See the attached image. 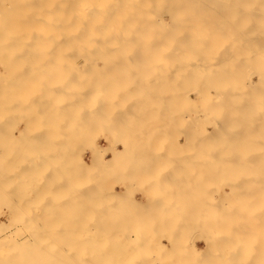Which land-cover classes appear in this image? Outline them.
<instances>
[{"label": "bare ground", "instance_id": "obj_1", "mask_svg": "<svg viewBox=\"0 0 264 264\" xmlns=\"http://www.w3.org/2000/svg\"><path fill=\"white\" fill-rule=\"evenodd\" d=\"M64 1H65V4H66V6L64 5L65 7L64 6L62 7V5L64 4L63 0H58V2H57V5L56 6H57V9H59V10H57V12H55V13L58 14L57 16L55 14H53V12H52V14L54 15V20H56V21L50 20V22L52 21V23L50 25L51 27L48 26L49 24H47L48 27H50V28H52L54 30L55 29L58 30V33L56 31H53V32H55V33L58 34V36H57V34H55L56 37H58L57 38L58 40H55V41L53 40L54 41L52 43L53 44V48H46V49L44 48L43 49V48H37V46H35L36 48H33L31 46V44H30L28 46V48H25V49L24 48H22V49L21 48H17L16 49L17 51L12 52V51L15 50L14 49V50H12L10 52V51H7V50H11L13 48H9L7 46L8 47L7 49L6 48L0 49V55H2V56H0L1 57L0 58V62L6 61L7 60L6 58L8 56H10L11 53L12 54L13 53H16L17 54L18 53V55H20V53H21L20 57L22 56L21 57L22 60H23V58H25V56L26 57L28 56L30 58V56H32V55H36L37 56V54H39L40 52L48 53L49 56L51 55L50 58L52 56H54V55L62 56L64 54H65V56L67 58L70 55V56H74V58L68 57V58H71L70 59L71 61H68L69 63L67 65L66 64L63 65L62 62H61L62 64H60V65H63V66H61V68H63L65 66L64 69H65V72H68V74H69L68 77H67V75L65 77H62L63 76V72H62V74L60 72L59 73V74H61V75H59V77H61L60 80L49 82V84H52L54 87L51 86L50 88L44 87L43 89L42 88L41 89L40 88L37 89L38 93H42V94H41V96L39 94H37V96L38 95L39 96L36 97V98H33V96H32L31 98H33L32 99L33 102L32 101L29 102V99L30 98H28V101H26L27 99L26 98H23L22 96H21L22 98L21 97H9V96H6V98L4 97L3 100L4 101L6 100L4 102V104H3V101L0 100L1 103L3 104V105H1V103H0V105H1L0 106L1 107L0 108V115L2 116L1 113L2 112H5L4 113V118H5L10 111L14 110L13 111V113H14L16 111V109H13V108L14 107L16 108V106L19 107L18 108L19 110L26 111L27 110V107L30 106V103L32 102V105L33 104L35 105V108H36V109L34 108L35 111L37 110V114L36 115L39 116V117H41V119L42 118H45V117L47 118V116H50V118H51V116L55 117L57 112H59L61 115H64L65 114L64 116H66V114H68V116H73L74 117L73 113L76 115L77 113H79V111H83L79 103L82 102L83 100L84 101H87L86 98H88L87 96H89L90 93H91V92L89 93V90L91 89V87H90V89H88L89 87L88 88L87 87L85 88V86H87V85H85L86 82L89 84L88 86L91 85L89 82H92V81H90L91 79L90 80L88 79L89 76L91 78V74L92 73L96 74L98 72V75L97 76L99 77V73L102 70L101 73H100L101 79L99 78L100 79L99 86H98V83H97L98 80L96 81L97 86L96 85H91V86L93 88L92 91H95L94 90V89H96L95 87H98L99 92L97 90V91H95V93L98 92L100 94V97H99L100 98L99 99L100 102H97L98 94H97V99L96 100H95V96H94V98L92 97L93 100H95L96 103H99V105L97 104V109H96V107L94 108V109H96L94 111L95 112V115H96V116H94V119H95V117H98V119L96 118L99 121V124L98 125H100V124L104 125L103 124V116H105V114L107 112V111L106 112H104V111H105V109L106 110L111 109L113 107V104H114V98L113 97H110L109 96L107 98L105 96L106 91H109L108 93L111 92V93H115V94H119V93H122V92L123 93H127V94L128 93H134V92L136 93V92H138V90H140V89L138 88V90H136V88L138 87V85L140 86V84H142V82L139 81V80L140 79L143 80L144 77L142 78V76L139 77V76H136L135 74L136 73L139 74V72L141 73V71H142L143 68H144L143 69V72H144L145 69L148 70L146 68L148 65H149L148 68L154 67L151 64V63H153L152 62L153 61L152 58H154V57H152V58L150 57L151 59H147L146 60V58L147 57L149 58V56H147V57L145 56L147 52H150V54H151V52H153L154 53V54L152 53L153 56L155 55V53H157V55L160 54V56L158 57L159 59H160V57L164 56V59L162 57L161 60H164V61L167 62V67H168L169 71L171 72V76L166 75L165 77H162V78H159L158 75L155 78L154 77H151V76H149V77L147 76V78L145 77V80H148V83L147 84H149V82H150L151 87H149V88L146 87L147 90L145 92L147 94H149V95H147V97L141 98V99H145L144 102H143V104H144L143 106H145V107L143 108V106H142L143 110L141 109V112L144 111V109H145L146 112H149L148 113V116L149 117L150 116H153V115H155L153 113V111L156 112V110L159 111V110H161V108L163 109V105H165L166 102L169 101V103H170V106L169 107H170V109L172 111L171 112L172 114L169 112L168 113L169 114L168 116L171 115L174 119L177 116H179V122H180V125H181V130H180V134H179L180 140L177 141V145H174L173 144L172 146H167V148L168 147L170 148V147L176 146V148H179V150H180L179 152L180 153L177 154V155H175V157L173 158V160H169L168 158H166L169 161L168 160H159L158 161V159H161L163 156H162V152H160L159 150L156 151L157 149L156 150H153L154 152H152V151L150 152L149 151V154H151V155L147 154V151H146L147 148H149V149L152 150V148L154 147V145H152L150 143H152L151 141H153V139L155 140V136H157V134L159 133L158 130L157 131L155 130V127L156 126H154V125H153L154 128L151 127V126H149L151 128H148V131H147L148 136H147V139H144V142H142V140L140 141V136H139V140H138L137 139L138 137L136 136V138H135L134 137V134H133V136H131V134H132L131 133L129 135V137H131L133 141H134V138H135V141L133 142L131 140V143L133 142L131 144L130 141L127 139L126 140L127 143L124 142V144L122 146H119V147H117V145H119V144L114 143V142H116V141L118 142V140H121L123 142V141H125V139H124L125 137L124 138L122 137L124 139V140H122L119 137L120 135L118 136V134L115 131H112V129H114V128L111 129V128L107 127V129H106V128H104L101 125L102 128L101 127L100 128L102 130L100 129L101 130L100 133H101V135L104 138L107 139V141H108L109 144L102 145L97 140L98 138L94 139L91 142V144H92V147H91L92 148V151L88 153V155H90V157H91L90 161H85L83 159V157L80 155V150H79V152H78V163L82 164L86 168H89V167L90 168L91 167H93V168L94 167H97V168L98 167L99 168L100 167L101 168H104L105 167L106 168V167H111L112 165L120 164V165H122L120 167V170L123 171V169H124V173H126L125 176H127V175L128 176H131L129 178V179H131V181H132V179H141V180L142 179H145V180L147 179L146 181H148L149 179H151V181L154 182L152 179H156V180L158 179L159 181L162 180L163 183L156 181V183L158 182V184H156L155 182L154 183L145 184L144 186H142L143 183L140 184V187L142 186V188L144 187V188L151 189V190L153 189L155 191V192H153L152 195L149 194V195H151L154 198L145 199L143 202L142 201H140V202L137 201L134 197L131 198L133 195L132 194H129L130 192L128 194L125 193L127 191L126 188L129 189L132 186L135 187L136 184H133L132 182H130V184H132V185H130L129 187L127 186L125 189H121V187H120L117 191L115 190L116 193L103 192L104 194L102 193L101 194V197H100L101 200L99 198L96 199L97 196L99 197V195L96 193V191L94 192L93 190H89V188H88L89 187V184L87 186L84 185L85 186L84 188L81 185L82 188H83V192H81L82 191L81 190L82 188L81 189L79 188L81 190L80 192L75 191V194H74L73 193L74 191L73 192L70 191L69 192L70 194H66L65 195V193H66L65 191H64L65 192L64 194L59 193V192L63 188L65 189V187H67L68 184L67 185H64V184H66L67 181H69V180H67V181L65 180L66 183L61 182V180H63L61 176H63V175H61L60 172H58V174L56 173V170H58L57 167H59V165H65L66 164V162H64L65 160H63L62 162H58L56 160H53V159L49 158V159H51L53 161L51 163V165H52L51 170H49V168H50L51 165L49 166L48 170L49 171H53L52 172L53 173V176H55V175L58 176V177L55 176L56 178L55 177H52L51 178L49 176V175L52 176L51 172L47 171L46 168L43 170L42 165H44V164H41V166H40V163L43 162V161H40L42 158L39 160L40 162H36V164H35L34 161H33V163H30L32 161L26 159L27 161H29L28 162L29 165H27L26 161L24 162L23 160H21L20 162H18L15 159V157L12 155L11 150H13V148H14V150L16 151V155H19L20 153L23 154V155H25V153H26L25 150H26L27 147L28 148H31L32 146H34L33 148L37 147V149L38 148L40 149V147L42 148V146H40V147H38V146H39V144H42L41 142H43V144H42L43 145V148L47 147V148H49V151L44 156L41 155V157H44V158L47 159L49 156L50 157L52 156V158L58 159L59 156L62 157V155H65V154L67 155L68 149H70L71 147L76 146V149L78 150L79 144H80V141H81L79 138L81 136V139L83 140V135H84L85 130H83V128L80 129L79 128L80 126L78 127V124L74 125L75 128H73V129L68 130L69 129L68 128L67 130H65V129L62 128L63 123L61 121L60 122V129H58V130L57 129L51 130V132H53L54 134L52 136H50V137H47L46 136V138H45V135L46 134L43 135L44 137L42 136V134H38V136H36V134H35L34 135L35 137H32L33 135L31 136V135H28L27 134L29 130L27 129V127H25V129H21L19 131L20 134H21V136L18 137V138H16L18 140H16L15 137H14V140L12 141V139L10 140V138L8 137V136H12V135H10V134H12V132L10 131V128H9L10 125L9 124H11L12 122H14V120L17 118V115L15 114L16 115V118L14 120H13V118H10V120L8 121V119L10 117V115H9V117L7 116L8 119L6 118L7 119L6 120V123L7 122H10V123L7 124L8 128L2 129V131L0 129V131H1L0 132L1 133L0 134V140L5 138L8 144L6 143V141H4V142H1L0 141V143H1L0 144V147H1V150H3V154H5V152H6L5 155L7 157L9 156L10 159L12 157L14 158L15 164H13V166L14 165L15 166L16 165L18 166V163H20L19 164L20 166H18L19 168H17V169H18V171H21V173H23L22 176L24 175L23 176L24 178L21 177V175H20L21 173L18 174V172H16L17 173V177L15 178V176L13 174H11L12 172L14 173V170H15V166L12 167V165H11L12 164L11 163L12 161L9 160L8 158H6V156L5 157H2L4 155L0 156V162H2V164L4 163L3 161L5 159H6V161L7 160L11 161L10 163L5 162L7 164L6 170L7 171L11 170L9 172L10 173V177H9V173L7 171H6V174H8V175H6L3 172H0V174H1L0 177H2V178H0V179H2V181L0 180V184L3 186L1 189L4 190V193H5V191L7 192V193H5V195L7 194L6 196L9 197V199L10 198H12V199L14 198L15 199V197H16V200L17 201L16 202L13 201L14 204L16 206H21V207H24V208L26 206L27 207L26 210L23 209V208L22 209L25 210L26 212H31V211H28V210H30V209H32V208L35 207V205L33 207L30 204V203L36 201V200H34L35 199L34 194H36V197L39 196V197H37L38 200H39V198H40V200H43V199L46 200V198L47 199L49 198L48 195H47V192L52 193V191H49L48 189H50V190L53 189V191H54V189L56 190V188L61 189L63 187L60 191H59V189H57L56 191H54V195H56V197L54 196L55 199H56L55 202L56 201L58 202L59 201V198L61 197L63 199V201H64L62 203V201L60 200L61 201V204L64 205V203H65V205H66V207L63 208V210L64 209L66 210V208L69 207V209H67L69 211V213H62L63 211L61 209V212L60 211H57L58 213L60 212V214H58L59 216L61 215V213L62 214H65V216H67L68 214L69 215H72V213H73L74 210H72V212L70 213V210H71L70 207L72 209H73V207H76L74 209H78V211H79V209H80L79 207L82 208V206H83L82 209L84 211H86L85 210V207L88 210L87 211V216H89L88 215L89 213L92 214L93 211H96L97 214L95 212L93 213V216L96 215L95 218H94V223L96 221L95 219H97L98 222L100 221L99 222L100 224H102V222H103L104 223L103 225L106 224V226H108V228H109V226L112 227V228H114L113 227L114 225L112 226V224H114V222H115V225H116L118 221H119V223H121L122 220L123 221L126 220L129 223H131V225L130 224L129 225L132 228H133V226H135V229L136 230L141 231V235H140L139 232H138L139 234L137 233V235H140L139 238H142V236H144V233L142 234L143 230H142V228H140L139 224L141 225V223H142L144 226H146L147 224H149V227H148L149 228L148 229L149 231L148 230L146 231L144 229V232H147V233L148 232H152L151 233L152 235L149 233L150 234V235L148 234L149 237H147V238L145 237V239H147V240H148V238H151V239H149L150 242H148L147 240H145V241H147L145 243V241H144L145 245L146 244L151 245L150 244L151 243V240H152V242H157L155 240V238H157V240H158V235L161 234V232H159L158 229H160V230L163 229L162 231H164V232L162 233L161 236H159L160 237V240H158V244H161V246L163 245V247L165 249H168V252L167 253H169V251H170V254H174V255H176V253H178V252L175 253V250L172 249V247H174V244H176V245L177 244L178 245L180 244L181 245L178 248H176V249H179L178 251H180L179 253L181 255L183 253V255H186L187 256V254L189 252V248H190L188 246L190 244L192 245L191 247H193L196 250L197 253L194 256V258H192L190 256L189 257H186V256L183 257V259L185 258L187 261L189 259L190 260L193 259V260H199V262L201 261V263H202V261H204L203 263H205V264H208V263L209 264L210 263L211 264H258V263H255V262H258V260H261L260 261L261 264H264V233H261L262 234V238H260L261 239L260 241L254 240V241L250 242V245L260 244L261 248H257V247H253L252 246V248L247 249V252H249L251 255L249 254V256H245L244 255V256L238 257L240 255L239 254L236 257H235V255L233 256V252H235L236 254H238V250L233 251V248L234 247L232 248V246H233L232 243H234V242H231V238H230L231 236L228 235V234H226L227 233V230H229L228 233H230V229L233 228V225H229V227H230V229H229V227L225 224V222H226L225 220H227V219H225L224 217H226L229 213H231L233 211L235 212V210H233L231 208H228V205L229 204L232 205V203L228 202V204H227V203H225L223 201V198L225 197L224 196V193L226 195L228 193V192L226 193V191H227L226 190V186H228L229 188H233L235 186V183L236 182L243 181L244 182V185L243 184L242 185L239 184L242 188L244 186V188H243L244 190H241L240 191L241 200L239 202L240 205H243V207H244V208H242V206H241L242 209H240V210L243 211L246 214V218L244 219V221H246V225H244V224L243 225L246 226V227H248V228L251 227L253 229H257L256 231H258V228H263L264 227V0H87V3L90 5L88 8L85 7V5H84L85 3H83L82 0H64ZM29 4H31V3H29ZM54 6H55V3H54ZM59 6H60V8H59ZM115 6H117V7H115ZM15 7H17V6L15 5ZM63 8H65V14H64V11H63L64 9ZM16 11L19 12L18 10H16ZM8 12H9V10L6 13H8ZM39 12H40V10H39ZM31 13H32V11H31ZM1 14H4V13H1ZM93 14H94V16H93ZM23 15H22V17L20 16L21 19L24 18ZM90 15H91V17H90ZM140 15L141 16L143 15V16L140 17ZM14 16H16V15H14ZM26 16H28V15H26ZM47 16H45V17H47ZM50 16H48L47 18H49ZM8 18H9V16H8ZM12 18H14V17H12ZM16 18H17V16H16ZM33 18L34 17H32V19ZM42 18L44 19V17H41V19ZM5 20L7 21V18ZM31 21H33V20H31ZM39 21L42 22V20H39ZM141 22H143V24ZM46 23H49V22L46 21ZM7 24H9V23H7ZM24 24H25V26L28 24L27 23V20L25 22H23V27L21 28V30L19 32V34H20L19 37H21L20 39H24L25 40V38H26L27 40H29L28 36L26 37L25 31H24ZM137 24H138V26L141 24V26L138 27ZM43 26H45V25H43ZM4 27H8V26L6 24H4ZM13 27H15V26H13ZM89 27H90V29H89ZM1 28H3V27H1ZM3 30H5V29H3ZM49 30H51V29H49ZM90 30H92L91 31L92 33L90 32ZM93 31L95 32V34L97 35V38H99V39H95L96 37L94 38L92 36V35H95V34H93ZM2 33H4V31ZM51 33H52V31H51ZM87 33H88V35H87ZM5 34H6V32H5ZM21 34H23L25 36H22ZM28 35H29V33H28ZM39 35H40V38H41L42 41H43L44 37H46V36H42V34H39ZM2 37H3V35H2ZM4 37L6 38V36H4ZM16 37H17V35H16ZM34 37H36V36L33 35V38ZM37 37H39V36L37 35ZM52 37H55V36H52ZM56 37L54 39H56ZM90 37L92 39H90ZM46 38H49L50 39L51 36L50 37H46ZM100 39H102V40H100ZM27 40L25 42H27ZM36 40H34V41H36ZM38 40H39V38H38ZM96 40L98 42H96ZM50 41L51 40H49V43H50ZM25 42H23L24 45L27 44ZM30 43H33V42H30ZM45 43H46V40H45ZM96 43H99L98 48H94V47H97ZM64 44H65L66 48L65 47L63 48V45ZM89 46H91V47L93 46V48H91ZM99 46H100V48H99ZM145 48H147V49H145ZM209 48H212V50H209ZM216 48H219V49H216ZM240 48L241 49L243 48V49L241 50ZM3 49L6 50L8 53L5 52ZM238 50H241V51H238ZM1 51L4 52V53L1 54ZM141 52L142 53L143 52H146V53H143V55L146 58L143 55H141ZM234 52L235 53H238V52L239 53L240 52L242 53L243 52L244 53V56H242V54H241L240 56L238 55V57H236L237 54H235V56H234ZM96 53H97L98 59H100V61L102 63L101 68L99 67L100 68L99 71H98L97 64H95L96 62H94V59L97 58L96 55H95ZM139 53L142 56V58L139 55ZM202 53H203V55H202ZM7 54H8V56H7ZM169 54H171V55H169ZM42 55H43V53H42ZM138 55L140 57H138ZM10 57H13V55H11ZM14 57H16V56L14 55ZM155 57L157 58V56H155ZM79 58H83L85 60V62H83V63H87V64H85L86 66L79 67V65L77 64V59H79ZM121 58H123V59L121 60ZM238 58L239 59H242V60H239ZM1 59H3V61ZM25 59H26V61L28 60L27 58H25ZM25 59H24V62H25ZM63 59H65V58H63ZM72 59H74V60H72ZM219 59L221 61L220 62L221 64H217V62H218ZM236 59H238V61H237L236 64H239L238 63L239 61H245L246 62V63L244 62L246 64L245 67H244V71L246 70L245 71L246 72V76H245V79L242 80V82L244 81V85H243L242 82H241V85L239 84V81L240 80H238V82H236V80L234 78L235 77L237 78L238 76H232V79L237 83V85L239 84L240 86H242V85L244 86L243 90L240 89V90H242L240 92V93H242V94H240L241 95V98H240V95L238 93L240 90L237 89V86L235 84H233L232 79H231L232 82L229 81L230 78H228V80L226 79L227 76H229V77L231 76L233 69L235 70V67H237V66H235L236 64L234 65V63L236 62L235 61ZM8 60H9V62H8ZM8 60H7L8 63H6V65L4 63V65H3L4 68L3 69H6L7 68L8 72L9 71L10 72L11 71H14V69H16V70L14 72H12V74H9V75H7L8 73L0 75L1 78L4 79V81H2L3 79L1 80L2 82L0 81L1 82L0 87L2 85L4 90H6L7 92H10L9 91L10 89L13 90V91L15 90V88L17 87L16 83H18L19 81L18 82H17V80L16 81L15 80L14 81H10V80H8V78L11 79L12 77L17 76L18 77L17 79H19V77H20L21 79L25 80L27 78H31L33 75L30 77V75H27L28 73L24 71V68L27 65L29 66V64H27V65L24 64V66H23V64H21V65L19 64L18 67L17 66H13V65L11 66L10 65V64H12L11 61L13 62L14 60H12V59L11 60L8 59ZM91 60H93V61H91ZM154 60H156V59H154ZM18 61H19V59H18ZM54 61H56V60H53L52 62H54ZM72 61H74V62H72ZM89 61H90V63H89ZM124 61L127 64H123L122 65L121 63L122 62L124 63ZM156 61L153 64H155ZM104 62H108V65L109 64H112V63L113 64L115 63L116 69L118 71L120 69L121 70H123V69H129V71L126 72L127 75L124 74V76H126L127 79L131 80L129 82V88L127 90H123V89H121L119 87V85L121 84V78H123V75H120L119 77L117 76V78L115 77V75H114L115 78L114 77H109V78L107 77L106 78V75H105L106 73H104L106 71L105 70L103 71V69H105V67H103V66H105V64H106L105 63L103 65ZM13 63L16 64V62H13ZM25 63H27V62H25ZM36 63L38 64V62H36ZM45 63L46 62H44V64ZM66 63H67V61H66ZM72 63H75V65L73 64V66L76 67V68H73V67L71 68L72 65H70V64H72ZM83 63H82V65H83ZM93 63L95 65H92ZM147 63H149V64L147 66H145V64H147ZM169 63H170V65H169ZM88 64H89V66H87ZM241 64H240V66H241ZM32 65H33V63H32ZM68 65H70V67H67ZM108 65L106 66V69L109 68V66H110V68H114L111 65H109V66ZM217 65L220 66L222 69H220V67H217ZM28 66H27V68H28ZM46 66H47V64H46ZM92 66H94V68H92ZM123 66H125V67H123ZM240 66H238V68H240V71H236L235 70L237 73L241 72V69L242 68ZM86 67L89 68V69L91 67V69H90L91 71L88 70V69H87L88 72L86 71L88 75L84 71V68H86ZM8 68H10L11 70H9ZM12 68H13V70H12ZM34 68H36V67H34ZM48 68H49V65H48ZM50 68H52V67H50ZM61 68H60V70H61ZM67 68H69V69L70 68L71 69H77L79 72L82 71L86 75L84 74L85 76L83 78L82 77L83 73L80 72L82 75L80 76L81 79H80V82H79V79H77V78L79 77V74L80 73L78 74L77 71H76L77 72L76 73L75 70L72 71L71 69L69 71V69L67 70ZM211 68H212L211 71H207V70H210ZM217 68H219V69H217ZM28 69L31 70V68H28ZM28 69H25V70L27 71ZM37 69L40 70L39 68H37ZM94 69H97V70H94ZM55 70H56V68H55ZM161 70H164V69L162 68ZM2 71H4V70H2ZM201 71H207L209 73L211 72V75H210L211 80L210 79H208V80H210L209 85H212V86L210 88L207 86L208 89H207V87H205L206 86L205 85L204 86L205 87L204 90H202L203 88L201 87L202 86L201 85L202 84V81L201 80L204 79L203 80L204 81L203 84H204L205 82H207V78H210V77H209V75L208 76L205 75L206 77L203 76L205 78L202 79L201 78V75L202 74H205L207 72H201ZM38 72L39 71H37V73ZM74 72L76 73L75 79H77V80L74 79V75H75ZM242 72H243V69H242ZM13 73H15V74L13 75ZM45 74H47V76H48V73L45 72L44 73V76H45ZM94 74H93L94 79L93 78L92 79L93 80H96L95 79L96 77H95ZM244 74H243V76H244ZM35 75L36 74H34V77H35ZM64 75H65V73H64ZM237 75L240 76V73L237 74ZM6 76H9V77H6ZM41 76H43V75H41L40 73H38V77H41ZM52 76H56V73L52 74ZM199 77L201 79H199ZM83 79H84V82L85 81L86 82H85V84L83 83L85 86L81 88V86H83V84H82ZM85 79L89 80V82L87 80H85ZM205 79H206V81H205ZM23 80H22V82H23ZM42 81H43V79H42ZM42 81H40V82H42ZM75 81L77 82V84H78V82L81 83V84H78V87H80V88L77 87L78 89H75L76 86H77V84H73V83H76ZM199 81H200V83H199ZM30 83L31 82H29V84ZM26 84H27V82H26ZM40 84H39V86H40ZM45 84H46V82H45ZM111 84H114L116 88L114 87V89H112V90L111 89L110 90L105 89L107 87L104 88L105 85H111ZM143 84H144V82H143ZM164 84H166V85L164 86ZM199 84L201 85L200 88H202V89L199 88ZM232 84L235 85V88L232 86ZM12 85L15 86V88H12ZM32 85H33V83H32ZM73 85L74 86L76 85V86L73 88ZM79 85H81V86H79ZM57 86H59V87L57 88ZM93 86H95V87H93ZM163 86H164V88H162ZM19 87L21 88V86H19ZM111 87H113V86H111ZM142 87H143V85H142ZM177 87H178V89H177ZM140 88H141V86H140ZM144 90H143V93L142 94H144ZM87 92H88L89 95L88 94L86 96L84 95L86 98L83 97L82 94H85ZM163 92L164 93H169L170 94V97H162L161 95L163 94ZM192 92L194 93V96L191 95ZM95 93H93L92 95H94ZM235 93H238V94L235 95L236 97H233V95ZM43 94L44 95L46 94V95L43 96ZM50 94H52V95H50ZM205 94L208 95V96H205ZM214 94H216L217 96L219 95V97H213ZM224 94H228V96H230V97H226V95L224 96ZM230 94H232V95H230ZM78 95H81V96H78ZM128 95H126V96H128ZM243 95H244V97H243ZM123 97H124V95H123ZM123 97H118L117 99L119 100V99H121ZM136 99H139V98H136ZM136 99H135V97L127 98L126 99L127 100L126 103H123L122 105H119L120 106L119 109H122V108L123 109H128L129 108V111L128 112H130L131 109L132 110H135L136 105L139 104L138 106L140 107V104H141V103H137L135 105V100ZM235 99H238V100H236V104L233 105V103H235ZM239 99L242 100V102H240ZM229 100H231V101L234 100V101L232 103H230L229 105H228V103L226 105L225 103L227 101H229ZM243 100L245 102H243ZM246 100L247 101H251L254 104L248 102V104H249V106H248V105H246V103H247ZM137 101L138 100H136V102ZM140 101H142V100H139V102ZM237 101H239L240 104L238 102V105H237ZM26 102H29V103H26ZM241 103H245V104H241ZM94 105H96V104H94ZM177 106L179 107V109H177ZM229 107L231 109H235L236 111H238L237 113L239 114V116L242 114L240 116V118H239V116L237 117V119L239 121L237 119H235L236 122H238L237 124L241 127L240 128L241 130L238 129L239 126L236 125V122H234L235 121L234 120V116L236 117L237 116V113L236 112H233V114H232V111L233 110L227 109ZM28 108H30V107H28ZM84 108H85V106H83V109ZM164 108L166 109L165 106H164ZM242 108L244 109L245 113H242V112H244ZM247 108H248V111H247ZM98 109H99V112L96 113V111H98ZM226 109L228 111H226ZM229 110H231L230 111L231 112L230 114H229ZM22 111H20V112H22ZM30 111H31V109H30ZM168 111H169V109H168ZM239 111H242V112L239 113ZM88 112L86 111V113H88ZM122 112H124V110ZM138 112H140V111H138ZM91 113H92V111H91ZM133 113L135 114V115H133V117L135 116L134 118H136V120H137V118H139V117H137L138 114L136 116V111H134ZM143 113H145V112H143ZM234 113H236V114H234ZM82 114H81V116H82ZM107 114H109V113L107 112ZM127 114L128 115H132V114L126 113V115ZM142 114H140V115H142ZM21 115H24V113L21 114ZM26 115H27V113H26ZM26 115H24V116H26ZM30 115H31V113H30ZM61 115H59V116H61ZM84 115L87 116V114H85V113H84ZM90 115H92V114H89L88 116H90ZM93 115H92V118H93ZM115 115H116V113H115ZM122 115H124V114L122 113ZM228 115H231L232 116V117H230V116L229 117L233 119L232 120L233 122L230 120V118H228L229 120L227 119L225 121V116L227 118ZM252 115L254 116L253 119L250 118ZM81 116L80 117L77 116V118H79V120H80ZM125 116H123V117H125ZM159 116L157 115L156 117L161 118V115L160 114H159ZM120 117L123 118L121 115H120ZM127 117H125V118H127ZM133 117H132V120H134ZM248 117L250 118V120L252 119L251 122H250V120H249ZM255 117H256V120H255ZM46 118L44 119V121L46 120ZM116 118L118 119L117 116H116ZM121 118H120V120L123 121V122H121L122 123V126H123V123L126 124V126L127 125L129 126V124H127V123L130 122L131 120L127 121V119H125L126 122H127L126 123V122H124L125 120H123L124 118L123 119H121ZM142 118L143 117H141V119ZM241 118H242V120H240ZM113 119H114V114H109L108 115V120L110 121V120H113ZM0 120H1L0 122L2 123L3 122L2 121V118ZM87 120H88V117H87ZM104 120H105V118H104ZM146 120H148V118ZM77 121L78 120L76 119L75 122H77ZM100 121H101V123H100ZM115 121H113V122H115ZM118 121L119 120H117L116 122H118ZM149 121H151V120H149ZM167 121L169 122V120H167ZM228 121L230 123H227ZM240 121H242V122H240ZM22 122L27 123L25 120H22ZM41 122H43V121H41ZM72 122H73V120H72ZM138 122H140V120ZM142 122H143V120H142ZM160 122H162V121H160ZM168 122H166V123H168ZM6 123L4 124V122H3L0 125H3L4 124L3 126H6ZM67 123H68V121H67ZM67 123H66V126L69 127V125H67ZM166 123H165V125H166ZM233 123H235V125L238 126L237 129H238L239 132L237 131V129L235 128L236 126ZM69 124L71 125L72 123H69ZM92 124L90 123V125H92ZM119 124L117 123V125H119ZM132 124H133V122H132ZM11 125H14V124H11ZM80 125L82 126V123H80ZM168 125H171V124L168 123ZM249 125H251V127L253 126L252 127L253 130L250 127V129L252 130V132H255V133L258 132L257 134H254L253 133L255 137L253 135H251L252 133L249 135V133L251 131L249 129ZM66 126H63V127L65 128ZM71 126H70V128H71ZM171 126H173V125H171ZM233 126H234V128H233ZM132 127H134V125L133 126L131 125V128ZM174 127H175V124H174ZM174 127H173V129H174ZM2 128H4V127H2ZM131 128L129 127V129H130L131 132H132V130L135 131L134 130L135 128L132 129V130H131ZM157 128L158 127H156V129ZM7 129H8V131L5 132V130H7ZM127 129H128V127H127ZM39 130L33 131V132L35 133V132H38ZM42 130H40V131H42ZM138 130H140V129H138ZM40 131H39V133H41ZM104 131H107V133L104 132ZM159 131H161V130H159ZM176 131H179V128ZM45 132H49V131L45 130ZM170 132H172V131H170ZM240 132H241V135L238 136L237 134L238 133L240 134ZM120 133H122V132H120ZM136 133H138V135H139V132L136 131ZM145 133L146 132H144V134ZM164 133H163V135H164ZM146 134L144 136H146ZM26 135H27V137H26ZM4 136H6V137H4ZM28 136H31V137H28ZM99 137H101V136H99ZM168 138H169V136H168ZM172 138L174 139V137H172ZM101 139L103 140V138H101ZM162 139H163V137H162ZM244 139L246 140L245 143H243L245 141ZM32 140L38 141L37 144L34 143V144H36L38 146H35L34 144H32V146H31L30 141H32ZM241 140H242V144H246L245 146H239V145H242L241 144ZM21 141H23V143ZM165 141H166V139H165ZM239 141H240V143L238 144L237 142H239ZM19 142L21 144H23V146H20L19 145ZM28 142H29V144H28ZM33 142H35V141H33ZM45 142L46 143H49V145L48 144L45 145L44 144ZM145 142H147V143L145 144ZM247 142H251L250 143L251 146L249 144H247ZM255 142L257 143V145H256ZM12 143H14L13 144L14 147L12 148V146H11V147H9V149H6ZM25 143H27V146H25ZM173 143H175V142H173ZM232 143H234V144H232ZM236 143H237V145H236ZM3 144H4V146L2 147ZM115 144H117V145L115 146ZM80 145H82V144H80ZM169 145H171V144H169ZM18 146H20V148ZM16 147L18 148V150H16L17 149ZM163 147L164 146H162L161 148H163ZM4 148H5V150H4ZM22 148H24L23 149L24 151L22 150ZM239 148H241V149L242 148H245V149L246 148H249V149H246V150L244 149L245 151L243 150V152H241V150H237ZM250 148H254L253 151H251ZM255 148L257 149L256 150L257 151L256 153H255ZM81 149H83V148H81ZM143 149H144L143 154L146 151V153H145V157L146 158H147L146 154L149 155V156H151L150 157L151 158L150 160H149V157H148V160L145 159V158H144L145 160H140V156H139V158L137 157V155L139 153H142V151H140V150H143ZM172 149L173 148H171V150ZM248 150H250V151H248ZM27 151H28V149H27ZM23 152H25V153H23ZM122 152L123 153L127 152L128 154L132 155L135 158L137 157L138 159L136 158L137 159L136 160L134 158L133 161H126V162L123 161V162H121L119 160V158H120ZM174 152L176 153V151H174ZM7 153H9V154H7ZM109 153H112V156L111 157L108 156ZM239 153H241L242 156L241 155L240 156H237V155H239ZM37 154H39V153H37ZM143 154H140L141 155V158L143 157L142 156ZM33 155H34V153H33ZM167 155L170 156V154H168V153H167ZM126 156L127 155H125V157ZM236 156L239 157L237 162H236V159L235 160L233 159L234 157L236 158ZM1 157H2L3 161H1ZM255 157H256V160L258 159L257 161L254 159ZM153 159H156V160H153ZM170 159H171V157H170ZM51 160H48L49 163H50ZM255 161H256L257 164L256 165H253V164H255ZM23 163L24 164L26 163L25 166H23L24 165ZM76 164H77V162H76ZM250 164H252L253 166L250 165ZM31 165H33L34 170L31 169V168H33V167H31ZM123 165H125L124 168H123ZM155 165L156 166L163 165L160 172L159 171L157 172V167ZM257 165H258V167H257ZM28 166H30V168H28V171H26L27 172V175H26L25 169L27 170L26 167H28ZM250 166H252L253 169H250L251 168ZM39 167L42 170H39ZM158 167H160V166H158ZM237 167L239 169V172L238 173H237V170H236ZM254 167L257 168V169H255ZM99 168H98L97 171L99 172V174H101L102 173L101 172L102 170L99 169ZM29 169L32 170V171H34V172L36 170H38L37 172H35V174L36 173H39L41 175V173L43 172V174L46 175V176L41 175L42 177L44 176L42 178L40 176L39 177L37 176L39 174H36V175L34 174V176H37V177H34L33 176V178H35V181L36 182H34V181L32 182L29 179L30 178V176H29V174H30ZM129 169L130 170L132 169V172H130ZM145 169H146V172L143 173L142 170L145 171ZM2 170L0 168V171H2ZM59 170L61 171V169H59ZM47 172L49 174H47ZM64 172H65V170L63 169L62 173H64ZM66 173H64V175ZM68 173H69V171H68ZM3 174H4V176H3ZM226 174H228V178L230 176L228 182L226 180V183L227 184L224 183V182H222L224 184H221L220 183L219 186H216L217 185L216 183H218V182H214V181L217 180L218 178L221 179V177H223ZM255 174H257V175H255ZM12 175L14 176V179H13V176ZM19 175L23 179H25V175H26L27 177H26L25 180H28L29 179L30 183H29V181H27L29 184L27 182H24L25 180L23 181V179H21V181H20V179H18ZM76 175H77V173H76ZM7 176H8V178H7ZM47 176H49L50 178L47 177ZM232 176H235V177H232ZM64 177H67V175L64 176ZM5 178H7V180ZM36 178H39V179L42 178V179H44V180H41L40 181V182H43V183H38L39 181H37ZM48 178L49 179H53L55 181H53V180H52L53 182L52 181H49ZM76 178H77V176H76ZM102 178H103V176H102ZM225 178H222L223 181H225L224 180ZM10 179L12 181H10ZM15 179H18L20 182L23 181L22 183L24 184V186H22L23 184L20 185L21 183H19L18 180L16 182ZM46 179L48 180V182L46 181ZM72 179H73V177H72ZM106 179H108V178H106ZM222 179H221V181H222ZM57 180L59 181V184H58V181ZM205 180L206 181H211L212 180L213 182L210 183L209 185L204 186L202 184V181H205ZM70 181H71V179H70ZM146 181H144V183ZM60 182L61 183H64V184L62 185ZM133 182H134V180H133ZM8 183L10 184V188H9V184ZM15 183H17V184L19 183V184L17 185ZM32 183H34V184H32ZM37 183H38V185L39 184L42 185V188H41L40 191H39L40 188H39L38 185L36 187L34 186ZM56 183H57V186L58 187L56 186ZM128 183H129V181H128ZM159 183H161V184H159ZM213 183H214V185L212 186ZM26 184H28L29 190H30V186L35 187L34 189H37L38 188L37 189L38 191L36 193H34V194L32 192H28L29 195L32 193V196L30 195V197L32 198V199L30 198L31 201L29 200V195L27 193L28 190H26V188H27V185ZM53 184H54V186H52ZM1 185H0V187H1ZM15 185H17L19 187L16 186V188L13 189L15 187ZM46 185L49 188H47ZM92 185L93 184H91V188H93ZM20 186L22 188L23 187H26L25 189L24 188L23 189L26 190L25 191L26 194L25 193L24 194L26 195V198L28 197V199L22 198L25 195L24 194L22 195V193L20 194L19 191L22 189ZM236 186H237V184H236ZM240 186H239V189L241 188ZM11 187H12V189H11ZM43 187H45V188H43ZM51 187H52V189H51ZM68 187H70V183H69ZM86 187H87V189H85ZM124 187H125V185H124ZM228 187H227V189H228ZM236 188H238V187H236ZM18 189H19V191H17ZM99 189H101V187ZM99 189L97 188V190H99ZM13 190H16L17 193L18 192L19 193L17 194L16 191L12 192ZM42 190L45 191V192L47 191V192L45 193ZM139 190H140V188H139ZM57 191H58V195L56 194ZM84 191H87L89 193L84 192ZM120 191H121V193H120ZM21 192H24V191H21ZM39 192H41V193H39ZM42 192L46 194V197L45 198H44L45 195ZM8 193L9 194L11 193L10 195L13 194L15 196L14 197H11ZM15 193L17 195H19V197L16 196ZM37 193H39V194L37 195ZM122 193H124V195ZM40 194L44 195V196H42L43 199H41V197H40L41 195ZM51 195H52V198H53V193ZM68 195H69V197H66ZM91 195H92V197H91ZM125 195H126V197H120V198H123V199L126 198V199H128V201L125 200V199L124 200H122V199L120 200L119 197L118 198L115 197V196H125ZM127 195H129V196H127ZM228 195H229V193H228ZM57 196H60V197L57 198ZM74 196L76 197V201L77 202L80 201V200H82L80 202V203H83L82 206L79 205L80 204L79 202L78 203L76 201L73 202L72 197H74ZM207 196L210 198V200H208L209 203H207L208 201L206 200ZM222 196H224V197L222 198ZM231 196L232 195L230 194V197ZM20 197L22 199H25L24 200V203H23V201H21L22 199ZM93 197H96V198H94V200H93V199H91ZM104 197L108 201L111 198L113 200L114 199H116V200H114L112 202V199H111L110 200L111 203L109 202V205L106 206V208H105L104 205L108 204V201L107 202H104L103 201L105 199ZM107 197H109V198L107 199ZM226 197H228V196H226ZM68 198L70 200L71 199L72 200L70 201ZM77 198L79 200H77ZM102 198H103V200H102ZM219 198H222V200H220ZM12 199H11V201H12ZM88 199H89V201L91 200L90 202L93 205H94V202H95V206H92V204H90V203L88 204L87 203ZM129 199H130L129 205H132L133 204L132 206L126 205L129 202ZM131 199H133L135 201L132 202L133 200L131 201ZM228 199H230V198H228ZM228 199L226 200V202L227 201H230V200H233V199H230V200H228ZM27 200H28V202L29 201L30 202L28 203ZM40 200L38 202L41 205V207L43 208V206H45L44 204H46L47 202L46 201L45 202L42 201L43 202L42 203ZM51 200L52 199H50V201ZM53 200H54V198H53ZM68 200L71 203L69 205L66 202ZM47 201L50 204L49 199ZM96 201L99 202L98 203L99 207H97V208H95L96 206H98L96 204ZM55 202H52L53 205H51V206H54V204H55V207H56V205L58 203H55ZM75 202H76V204H75ZM34 203H36L37 206H40V205H38L37 202H34ZM72 203H74L75 205L72 204ZM219 203H220V205L222 207L220 209L217 207V204H219ZM29 204H30V206H29ZM49 204H46L45 207L47 208V205L50 206ZM61 204H58V205H60V207L62 208L63 205H61ZM121 204H124L125 206H127V208L128 207H130V208L132 207L131 210H130V212H129V210L127 211L128 212L127 215H129V216H126V212L124 213L125 210L123 211V208L120 209L122 207ZM233 204H234V202H233ZM116 205H118V206H116ZM120 205H121V207H119ZM112 206H114V207L112 208ZM21 207H19V208H21ZM28 207L29 208L32 207V208L28 209ZM57 207H56V209H57ZM90 207H91V209H90ZM92 207H94V208H92ZM36 208L37 207H35L34 210ZM54 208H50L49 207L48 209H54ZM98 208L101 210V212H100V210ZM40 209L41 208H38V211H41L42 212V210H40ZM43 209H45V208H43ZM34 210L32 209L33 212H34ZM47 210H46V212H47ZM67 210L65 212H67ZM89 210H91V211H89ZM107 210H109L110 213H108ZM20 211H21V213L23 215V211L21 209H20ZM48 211L49 212L46 213V214H49L50 213L49 216L52 217L51 216V211L52 210H48ZM54 211L56 212V210H54ZM78 211H74V213L75 212H78ZM80 211H81V209H80ZM80 211H79V213H82L83 219L80 218V216L82 217V215H80V214H79V216L76 215L78 213H75V217H78V219L83 220V222L84 221H86V222L89 221L88 223H90V220H92L91 219L92 216L90 215L91 217L86 219L87 216L85 217L84 214H83L85 212H83V211L80 212ZM43 212H44V210H43ZM55 212H54V217H56ZM74 213H73V215H74ZM100 213H101V215H100ZM102 213L105 214V215L107 213L106 216H108L109 218H105V216L103 217ZM111 213H113L115 216L113 214H111ZM121 213H123L125 215L121 216L122 215ZM46 214L45 213H43V214L39 213V215H41V216L43 215V217L41 219H45V221L44 220H41V221H44V222L47 221L46 220V217L49 218V216H46ZM108 214L113 215V217H111ZM35 215H36V213H35ZM39 215L37 214V217ZM52 215H53V211H52ZM69 215H68V217L66 219L63 218V216L60 219V217L58 216V218H59L58 220H60V221H57V218H54V217L49 218L48 220H50V219L53 220V218H54V220H53V223H54V221L56 219L57 223L55 222L56 224L54 223V225H57V226H59L62 222H64V223L66 222V224H68V225L64 224L63 226L66 225L69 228L70 227V222L72 224V222H74V221H77V222L79 221L75 217L73 218L74 221L71 220L70 219L71 216H69ZM73 215H72V217H73ZM97 215H99L101 217H98ZM32 216H31V218H32ZM34 216H33V218H34ZM241 216L242 215H240V216L238 215V217H241ZM40 217L37 220H39ZM28 218H30V217H28ZM62 218L64 220H68L69 219L71 221H69V220H68L69 222L68 221H64V220L62 221ZM241 218H243V216ZM22 219H23V217L21 216V221L20 220L19 221L17 220V221L18 222H22V223L23 222H26V223H23V225H25V224L27 225L28 221L27 220L22 221ZM25 219H27V218H25ZM75 219H77V220H75ZM190 221L191 222L192 221H195L197 224L196 225H195V223H192L193 225L187 224ZM58 222H59V225H58ZM77 222H76V224H75V222L73 223L76 226V228H78L77 227V224H79V226H80V223L82 221H80L78 223ZM47 223H48V221H47ZM94 223L93 224L90 223V225L93 226V228H95V227L98 226L96 224L94 225ZM127 223L126 222L123 223V224L121 223L120 226L117 225L116 228L117 229H120V227H123L124 224H125L124 225V227H125V226H127L126 225ZM152 223L154 225L153 226V230H155L157 228L155 230V232L151 231V229H150V226H152ZM16 224H17V222H16ZM16 224L14 225L15 227H16ZM34 224H36V223H34ZM107 224H110V225H107ZM39 225L40 226H44L42 223H40V224H36V227L38 228ZM46 225L48 226L50 224H46ZM74 225H73V227L75 228ZM90 225H89V228H90ZM103 225H99V226L101 227ZM143 225H141V226L144 227ZM259 225L261 227H259ZM60 226H59V228L63 227V226H61V227ZM66 226L64 228H66ZM106 226H105V228H106ZM136 226L139 227V229H137ZM155 226H156V228H155ZM244 226H241V228H244ZM48 227L46 229H48ZM238 227L240 228V226H238ZM238 227H236V228H238ZM39 228H41V230H42L44 227L43 228L42 227H39ZM51 228H52V226H51ZM51 228L48 229V230H45V231H48V233H50L49 231L51 230V233L53 234V232L55 230H52L54 228H52V229ZM130 228H128V230ZM132 228L130 229V231L131 230L134 231V228L133 229ZM81 230H83V228H81ZM128 230L125 231L124 233L122 232L123 234L121 232L120 233L122 235H124L126 233L127 234V237H128V235L130 234V232H128ZM236 230H238V232L240 231L239 229H236ZM60 231H62V230H60ZM69 231H71V230H69ZM69 231H66V229H65L64 232H69ZM156 231H158L159 234ZM250 231H252V230H250ZM41 232L42 231H40L39 233H41ZM56 232H54V233H56ZM51 233H50V235L47 234V237L51 236ZM57 233H59V234H57ZM57 233H56V235H57L58 238H59V235H60V237L63 236V233H60V232H57ZM69 233H71V232H69ZM246 233H248V232H246ZM79 234H81V231L78 232V235L77 236H79ZM110 234H112L114 236L113 232H111ZM110 234H108V235H110ZM126 234H125V237H126ZM134 234H135L134 235V238H135L136 233H134ZM249 234H252V233H249ZM255 234H258V233H255ZM56 235H54V236L56 237ZM64 235H65L64 238H66V236H68L67 238H69V236H71V235L73 236L74 234H71L70 235L68 233L67 234L65 233ZM122 235L119 234V236H120V238H119L118 233H117L116 234V236L118 237V238L116 237L117 240L121 239V237L123 238ZM43 236H40V237L42 238ZM72 236H71V238H72ZM77 236L75 237V239L77 238ZM81 236H79V237H81ZM95 236L93 238H95ZM145 236H147L146 233H145ZM188 236H190L191 238L188 237ZM253 236H255V235L253 234ZM14 237H15V234H13V232H11V230L10 231H6V229H4L3 232L0 234V245L7 243L8 241H10V239L12 240V238H14ZM25 237H26V235L23 236V239ZM111 237L112 236L110 235V238ZM162 237L168 238V241H167L168 243L167 242L166 243H164V242L162 243L161 242V238ZM244 237H242V238H244ZM101 238H103V237L100 236V239ZM128 238H130V237H128ZM134 238L132 239V237H131L132 240H130V239L125 240V242H123L122 245L124 244L123 246H126L125 243L129 242L130 244H132L133 248L134 247L135 248L136 247L138 248L139 247V246H137L138 243H136V244L133 245V242H131V241L134 240ZM197 238H200V239L201 238H204L205 239L206 247L204 249L203 248L202 249L198 248L197 242L195 241V239H197ZM55 239H57V238H55ZM77 239H79V238H77ZM82 239L83 238H80L79 239V240H81V244H82ZM114 239H115V236H114ZM79 240H77V241H79ZM83 240L85 241V245L87 247V245H88L86 243L87 240L86 239H83ZM140 240H142V239H140ZM244 240H246V239H242L241 241H244ZM54 241H55L56 244L59 243L56 240H54ZM169 241L170 242L172 241L174 243H169ZM176 241H177V243H176ZM183 241L184 242L186 241L185 242L186 244L188 242H190V243H188L189 245L188 244L185 245V243ZM247 241H244V243H246ZM14 242L16 243L15 240H14ZM18 242H17V244H18ZM87 242H89V241H87ZM38 243H39V241H38ZM62 243H65V241L62 242ZM66 243L68 245V243H70V241H68V242L66 241ZM72 243H70L69 245L70 246H73ZM79 243H80V241H79ZM116 243L119 244L118 241ZM134 243H135V241H134ZM142 243H143V241H142ZM142 243L140 242V244H142ZM9 244L12 245V243H8V244H5V245H9ZM37 244L35 245V248L36 249H38V247H36ZM81 244H78L79 245L78 246L77 243H76V250H77V246H78L79 248H78L77 251H79V252H80L79 249H81V247H82ZM140 244H138V245H140ZM153 244L154 243H152L151 246H154ZM158 244L155 245V246H157V248L159 247ZM172 244H173V246H172ZM89 245L91 246V243ZM92 246H93V244H92ZM102 246H103V244H102ZM151 246H149V247H151ZM168 246L169 247L172 246L170 248L173 251ZM163 247L161 249V252L163 250L165 251V249H163ZM187 247H188V249H187ZM242 247H244V246H242ZM82 248L84 250L86 249V248H84V246ZM88 248H89V246H88ZM135 248L134 249L131 248V250H133V251L130 250L131 252H133L134 255H136V253L134 252L135 251ZM13 249H16V252H13L14 254L15 253H18L17 248H13ZM83 249H82V253L80 252L81 254H83ZM93 249H95V247ZM100 249L102 250V248H100ZM139 249H140V247H139ZM146 249H148L147 246H146ZM146 249H144V250H146ZM152 249H154V248H152ZM244 249H242V250L244 251ZM105 250L108 251V249H106V248H105ZM105 250H104V252H105ZM157 250H156V252H157ZM186 250H188V252ZM29 251H32V249L31 250L29 249ZM54 251H55V249H54ZM85 251H87V250H85ZM89 251H91V250H89ZM136 251H138V250H136ZM147 251L150 253L149 250H147ZM164 251H163L164 256H166V257H164V259H165L164 262L165 261H168V260L171 261V260L174 259V261H178V263L181 262L180 264H182L183 260L181 258L182 257L181 255H180L181 257H179L178 254H177L178 256L176 255V257L175 256L167 257V256H170V254H167ZM245 251H246V249H245ZM120 252H121L120 253L121 256L123 254L126 255L128 253V252H124L123 249ZM140 252H141V250H140ZM152 252H155V250H152ZM159 252H160V250H159ZM159 252H157L158 255H159ZM185 252H187V254H185ZM256 252L258 253L257 255H259V253L261 254L260 257H257V255L255 254ZM33 253H36V252H34V250H33ZM212 253H213V257H211ZM244 253H242V254H244ZM117 254H119V252ZM133 254L131 253L130 255L132 256ZM140 254H143V253H140ZM147 254L146 255L144 254L145 255L144 260L141 261V259H140L139 262H137V263L144 264V261H146L145 259H148L147 258L148 257ZM22 255L24 256V254H22ZM70 255H71V253H70ZM85 255H86V253H85ZM85 255H84V257H89V255H87V256H85ZM130 255H127V256H130ZM189 255H190V252H189ZM201 255H202V257H201ZM12 256L13 257L14 256L16 257V255H12ZM8 257H9V254H8ZM38 257H42V256H38ZM43 257L45 258V256H43ZM149 257H153V255L149 254ZM154 257H153V259H155ZM26 258H28V257H26ZM42 258H41V260H40V258H37V261L38 260L45 261V259H42ZM81 258H83V257L81 256ZM85 259H88V258H85ZM153 259L151 258V261ZM124 260H126V259H124ZM179 260H181V261H179ZM186 260H185V262H186ZM140 261H141V263H140ZM147 261H149V260H147ZM207 261H208V263H206ZM153 262H155V261H153ZM188 262H191V261H188ZM172 263H173V261H172ZM176 264H177V262H176ZM186 264H187V262H186ZM197 264H200V263H197Z\"/></svg>", "mask_w": 264, "mask_h": 264}, {"label": "rangeland", "instance_id": "obj_2", "mask_svg": "<svg viewBox=\"0 0 264 264\" xmlns=\"http://www.w3.org/2000/svg\"><path fill=\"white\" fill-rule=\"evenodd\" d=\"M17 3H16V2ZM23 3H22V2ZM83 1V3H85L84 5H85V7L86 8H88L90 5L87 3V0H82ZM11 2V3H10ZM57 2H58V0H0V49H2V48H13V49H11V50H7V51H12V50H14V51H12V52H15V51H17L16 49L17 48H28V46L31 44V46L33 47V48H36L35 46H37V48H53V42L55 41V40H58L57 38L58 37H56V35L55 34H57L58 33V30H54V29H52V28H50L51 26V23H52V21H56V20H54V15L53 14H55L56 16L58 15L57 13H55V12H57V10H59V9H57ZM63 2H64V4L62 5V7L65 5L66 6V4H65V1L63 0ZM29 3H31V4H29ZM54 3H55V6H54ZM12 5V6H11ZM15 5L17 6V7H15ZM19 6V7H18ZM64 6V7H65ZM115 7H117V6H115ZM8 8V9H7ZM10 8V9H9ZM14 8V9H13ZM59 8H60V6H59ZM64 10V14H65V8H63ZM9 10V12L8 13H6L7 11ZM16 10H18L19 12H17ZM30 10V11H29ZM39 10H40V12H39ZM12 13H11V12ZM24 13H23V12ZM31 11H32V13H31ZM208 11V10H207ZM14 12V13H13ZM52 12H53V14H52ZM61 12V11H60ZM1 13H4V14H1ZM24 15H23V14ZM13 14V15H12ZM38 14V15H37ZM5 15V16H4ZM14 15H16L17 16V18H16V16H14ZM22 15H23V17L24 18H22L21 19V17H22ZM26 15H28V16H26ZM37 15V16H36ZM50 16L49 18H47L48 16ZM92 15V14H91ZM91 15H90V17H91ZM4 16V17H3ZM8 16H9V18H8ZM11 16V17H10ZM21 16V17H20ZM45 16H47V17H45ZM93 16H94V14H93ZM92 16V17H93ZM143 16V15H142ZM141 15H140V17H142ZM3 17V18H2ZM12 17H14V18H12ZM29 19H28V18ZM32 17H34L33 19H32ZM36 17V18H35ZM38 17V18H37ZM41 17H44V19L42 18L41 19ZM7 18V21L5 20ZM47 18V19H46ZM27 20V25L25 26V24H24V31H25V34H26V37L28 36V38H29V40H27L26 38H25V40L24 39H20L21 37H19V32H20V30H21V28L23 27V22H25L26 20ZM33 20V21H31V20ZM5 20V21H4ZM10 20V21H9ZM23 20V21H22ZM25 20V21H24ZM39 20H42V22H40ZM50 20H52L51 22H50ZM19 21V22H18ZM21 21V22H20ZM44 21V22H43ZM46 21L47 22H49V23H46ZM30 22V23H29ZM144 22V21H143ZM143 22H141L142 24H143ZM7 23H9V24H7ZM42 23V24H41ZM4 24H6L8 27H4ZM47 24H49L48 26H50V27H48L47 26ZM22 25V26H21ZM43 25H45V26H43ZM145 25V24H144ZM13 26H15V27H13ZM137 26H138V24H137ZM139 26H141V24L139 25ZM138 26V27H139ZM1 27H3V28H1ZM48 27V28H47ZM91 27V26H90ZM90 27H89V29H90ZM7 28V29H6ZM15 30H13V29ZM20 28V29H19ZM30 28V29H29ZM3 29H5V30H3ZM48 29V30H47ZM49 29H51V30H49ZM88 29V30H89ZM92 29V28H91ZM4 31V33H2ZM28 31V32H27ZM32 31V32H31ZM51 31H52V33H51ZM53 31H56L57 33H55V32H53ZM92 30H90V32H91ZM5 32H6V34H5ZM10 32V33H9ZM38 32V33H37ZM47 32V33H46ZM8 33V34H7ZM28 33H29V35H28ZM92 33V32H91ZM145 33V32H144ZM36 34V35H35ZM39 34H42V36H46V37H50L51 36V38L49 39V38H46V37H44V39H43V41L41 40V38H40V35ZM90 34V33H89ZM93 34H95V32L93 31ZM2 35H3V37H2ZM8 35V36H7ZM16 35H17V37H16ZM22 36H25V35H23V34H21ZM33 35L34 36H36L37 37V35L39 36V37H34L33 38ZM49 35V36H48ZM60 35V34H59ZM87 35H88V33H87ZM92 35V34H91ZM90 35V36H91ZM4 36H6V38L4 37ZM52 36H55L56 37V39H54L55 37H52ZM57 36H58V34H57ZM95 39H99V38H97V35L95 34V35H92ZM13 37V38H12ZM16 37V38H15ZM19 37V38H18ZM89 37V36H88ZM99 37V36H98ZM135 37V36H134ZM9 38V39H8ZM38 38H39V40H38ZM46 38V39H45ZM101 38V37H100ZM136 38V37H135ZM16 39V40H15ZM31 39V40H30ZM37 39V40H36ZM90 39H92L91 37H90ZM94 39V40H95ZM27 40V42H25ZM34 40H36V41H34ZM41 40V41H40ZM45 40H46V43H45ZM49 40H51L50 41V43H49ZM54 40V41H53ZM100 40H102V39H100ZM220 40V39H219ZM7 41V42H6ZM23 42H25V43H27L26 45H24V43ZM30 42H33V43H30ZM41 44H40V43ZM44 42V43H43ZM96 42H98L97 40H96ZM17 43V44H16ZM29 43V44H28ZM37 43V44H36ZM100 43V42H99ZM99 43H96V45H97V47H94V48H98V45H99ZM8 44V45H7ZM34 46H33V45ZM91 45V44H90ZM93 45V44H92ZM95 45V46H96ZM8 46V47H7ZM58 46V45H57ZM138 46V45H137ZM66 48V46H65V44L63 45V48ZM89 47H91V46H89ZM91 48H93V46L91 47ZM99 48H100V46H99ZM145 49H147V48H145ZM216 49H219V48H216ZM241 49V48H240ZM243 49V48H242ZM241 49V50H242ZM4 50V49H3ZM20 50V49H19ZM18 50V51H19ZM209 50H212V48H209ZM241 50H238V51H241ZM5 52H7L6 50H4ZM2 53H4V52H2L1 51V54ZM8 53V52H7ZM42 53H43V55H42ZM143 53H146V52H143ZM143 53L141 52V55H143ZM152 53L153 52H151V54H150V52H147L146 53V57L147 56H149V58L147 57H145L144 55V57L146 58V60L147 59H151L152 57H154V58H152V62L154 63L156 60V65L155 64H153V63H151L154 67H151V68H148V64L149 63H147V64H145V66H147L146 68L148 69V70H144V72H143V69H142V71H141V73L139 72V74H135L136 76H139V77H141L142 76V78H143V80L142 79H140L139 81H141L142 82V84H140V86H141V88H140V86L138 85V87L136 88V90H138V88L140 89V90H138V92H134V93H119V94H115V93H108L109 91H106V93H105V96L108 98L109 96L110 97H113L114 98V104H113V107L111 108V109H109V110H106L105 109V111L104 112H108L109 114H114V119L113 120H108V115L109 114H107V112H106V114H105V116H103V124L104 125H102V124H100V125H98L99 124V121L97 120L98 119V117H95V119H94V116H96L95 115V110L97 109V104L99 105V103H96L95 102V100L97 99V94H98V99H97V102H100V94L98 93L99 92V89H98V87H95V86H93V87H95L96 89H94L95 91H97L98 90V92L97 93H95V91H92V86L91 85H96L97 86V83H98V86H99V81H100V79H101V77H100V73H101V71H100V73H99V77L97 76L98 75V72L96 73V74H94V73H92L91 74V78H90V76H89V80L90 81H92V82H89V80H87V79H85V80H87L91 85L90 86H88L89 84L86 82V84H85V82H84V79H83V82H82V84L84 83L85 85H87V86H85L84 84H83V86H81V85H79V86H81V88L82 87H84L85 86V88L87 87H89L88 89H90V87H91V89L89 90V93H90V95L88 94V92L87 93H85V94H82L83 95V97H85L87 94L90 96H87L88 98H86V100L87 101H82V102H80L79 104H80V106H81V108H82V110L83 111H79V113H77L76 115L73 113V115H74V117L73 116H68V114H66V116H64V115H61L59 112H57L56 113V116L55 117H53V116H51V118H50V116H47V118H46V120L44 121V119L45 118H42L41 119V117H39V116H37L36 114H37V110L35 111V105L33 104L32 105V99L33 98H36V97H38L39 95L41 96V94L42 93H38V91H37V89H43L44 87H47V88H50L51 86H53L52 84H49V82H52V81H58V80H60V78L61 77H59V75H61L62 74V72H63V76L62 77H65L66 75H67V77H68V72H65V66L63 67V68H61V66H63V65H67L69 62L68 61H71L70 59L71 58H68V57H72V58H74V56H68L67 58H66V56H65V54L64 55H62V56H59V55H54V56H52L51 58H50V56L48 55V53H44V52H40L39 54L41 55H39V54H37V56L36 55H32V56H30V58L27 56H25V58H27L28 60L26 61V59L25 58H23V60L21 59V57H20V55H21V53H20V55H18V53L16 54V53H11V55H13V57H10V56H8V54H7V60L8 59H12V60H14L13 62H16V64L15 63H13L12 61H11V63L12 64H10L11 66L13 65V66H19V64L21 65V64H23V66H24V64H29V66H28V68H31V70L30 69H28L27 68V66L24 68V71L25 72H27L28 74L27 75H30V77L31 78H27V79H25V80H23V79H21L20 77H19V79H17L18 77L17 76H15V77H12L11 79L10 78H8V80H10V81H16L17 80V82L18 83H16V85H17V87L15 88V86H13L12 85V88H15V90L13 91V90H9L10 92H7L6 90H4L3 89V86L1 85V87H0V100H2L3 101V104H4V102L6 101H4L3 99H4V97L6 98V96H9V97H23V98H26L27 100L26 101H28V98H30L29 99V102L30 101H32L31 103H30V106H28V107H30V108H28L27 107V110L26 111H22V110H19L18 108L19 107H17L16 106V108L14 107L13 109H16V111L13 113V111L14 110H12V111H10L8 114H7V116L9 117V115H10V117H9V119H8V117L6 116L5 118H4V113L5 112H2L1 114H2V116L0 115V117L2 118V121L4 122V124L6 123V120L8 119V121L10 120V118H13V120L16 118V115H17V118L14 120V122H12L11 124H14V125H11V124H9L10 126H9V128H10V131L12 132V134H10V135H12V136H8L9 138H10V140L12 139V141L14 140V137H15V139L16 138H18V137H20L21 136V134H20V130L21 129H25V127H27V129L29 130L28 131V135H33L32 137H35L34 135L36 134V136H38V134H42V136L43 135H45V138H46V136L47 137H50V136H52L54 133L53 132H51V130H54V129H60V122L62 121V123H63V125H62V128L63 129H65V130H67L68 128V130H70V129H73V128H75V126L74 125H76V124H78V127L80 128V129H82L83 128V130H85V132H84V135H83V140L81 139V136H80V144H82V145H80L79 144V148H78V150L76 149V146H74V147H71L70 149H68V153H67V155L65 154V155H62V157L61 156H59V158L58 159H56V158H52V156L50 157H48L47 159L48 160H51V159H53V160H56V161H58V162H62L63 160H65L64 162H66V164L65 165H59V167H57L58 168V170H56V173L58 174V172H60V174L61 175H63V176H61L62 177V179L64 180H61V182H64V183H66L65 182V180L67 181V180H69V181H67V183L66 184H64V183H61L62 185L64 184V185H69V183H70V187H68V185H67V187H65V189L63 188H61V189H59V188H56V190L57 189H59V193H62V194H64L65 192V195L66 194H70L69 192L71 191V192H73L74 194H75V191H78V192H80L81 190V192H83V188L85 187V186H87L88 184H89V190H93L94 192L96 191V193L99 195V197L97 196V198L96 197H93V198H91V199H93L94 200V198H96V199H100V197H101V194L103 193V192H109V193H116V191L121 187V189H125L127 186L129 187L130 185H132V184H130V182H132L133 184H136L135 185V187H131V188H126V192L125 193H129V194H132L133 195V193L135 192V191H140V192H142V194L144 195V197H145V199H151V198H154V197H152L151 195L153 194V192H155L153 189L151 190V189H147V188H142V186H144L145 184H148V183H156V181H158V182H162V180H156V179H152L154 182H152L151 181V179H149L148 181H146L145 179H132V181H131V179H129L131 176H125V174L126 173H124V169H123V171H121L120 170V167L122 166V165H120V164H116V165H112L111 167H104V168H99V169H101L100 171L102 172L101 174H99V172L97 171L98 170V168L97 167H89V168H86L85 166H83L82 164H80V163H78V152H79V150H80V155L83 157V159L85 160V161H90V159H91V157H90V155H88V153L89 152H91L92 151V144H91V142L94 140V139H96V138H98L97 140L99 141V143H101L102 145H107V144H109L108 143V141H107V139L106 138H104L102 135H101V128H102V126L104 127V128H106L107 129V127H109V128H114V129H112V131H115L117 134H118V136L122 139V140H124L125 139V141H121V140H118V142L116 141V142H114V143H117V144H119V145H117V144H115V146L117 145V147H119V146H122L123 144H124V142L125 143H127L126 142V140L128 139L129 141H130V143H131V140H132V138L131 137H129V135L131 134V136H133V134H134V137L136 138V136L138 137L137 139L139 140V136H140V141L142 140V142H144V139H147V136H148V133H147V131H148V128H151V127H153L154 128V126H156V127H158L157 129H156V127H155V130L157 131L158 130V134H157V136H155V140L153 139V141H151L152 143H150V144H152V145H154V147L152 148V150L151 149H149V148H147V154H149V151L151 152H154L153 150H156V151H160V152H162V158L161 159H158V161L159 160H173V158L175 157V155H177V154H179L180 152V150H179V148H176V146H174V147H168L167 148V146H172L173 144L174 145H177V141H179L180 140V136H179V134H180V130H181V125H180V122H179V116H177L175 119L170 115V116H168L169 114V112L171 113L172 111H171V109H170V103H169V101H167L166 102V104L165 105H163V109L161 108V110H156V112H154L153 111V113L157 116H159V114L161 115V118H159V117H156L155 115H153V116H148V113L149 112H146V110L144 109V111H142L141 112V109L143 110V108L145 107V106H143L144 104H143V102H144V100L145 99H141V98H144V97H147V95H149V94H147L145 91L147 90L146 89V87L147 88H149V87H151V85H150V82H149V84H147L148 83V80H145V77L147 78V76L149 77V76H151V77H156L157 75L159 76V78H162V77H165L166 75H168V76H171V72L169 71V69H168V67H167V62L166 61H164V60H161V58L163 57V59H164V56H162V57H160V59L158 58L159 56H160V54H158L157 55V53H155V55L153 56L152 55ZM239 53V52H238ZM238 53H235L234 52V56H235V54H237L236 55V57H238V55L240 56L241 54H242V56H244V53L242 52H240L239 54ZM154 54V53H153ZM14 55L16 56V57H14ZM96 55V59H94V62H96L95 64H97V66H98V71L100 70V68H101V65H102V63H101V61H100V59H98V56H97V53L95 54ZM139 55H140V53H139ZM138 55V57H140ZM169 55H171V54H169ZM202 55H203V53H202ZM0 56H2V55H0ZM4 56V55H3ZM34 56V57H33ZM39 56V57H38ZM64 56V57H63ZM155 56H157V58L155 57ZM5 57V56H4ZM3 57V58H4ZM24 57V56H23ZM33 57V58H32ZM36 57V58H35ZM143 57V58H144ZM151 57V58H150ZM1 58V57H0ZM63 58H65V59H63ZM95 58V57H94ZM141 58H142V56H141ZM144 58V59H145ZM17 59V60H16ZM18 59H19V61H18ZM24 59H25V62H27V63H25L24 62ZM32 61H31V60ZM51 59V60H50ZM67 59V60H66ZM69 59V60H68ZM123 58H121V60H122ZM154 59H156V60H154ZM235 59V58H234ZM239 59V58H238ZM238 59H236L235 61V63H234V65L237 63V61H238ZM2 61H3V59H1ZM5 60V59H4ZM7 60L6 61H4V62H0V75H2V74H6V73H8L7 75H9V74H12V72H14L16 69H14V71H9L8 72V70H7V68L6 69H3L4 67H3V65H4V63H5V65H6V63H8L9 62V60H8V62H7ZM22 60V61H21ZM43 60V61H42ZM49 62H48V61ZM53 60H56V61H54V62H52ZM72 60H74V59H72ZM239 60H242V59H239ZM66 61H67V63H66ZM91 61H93V60H91ZM36 62H38V64L36 63ZM44 62H46L45 64H44ZM52 62V63H51ZM63 63V65H60V64H62ZM72 62H74V61H72ZM83 62H85V60L83 59V58H79V59H77V64L79 65V67H83V66H86L85 64H87V63H83ZM221 61H220V59L218 60V62H217V64H221L220 63ZM244 63L245 61H239L238 63L239 64H236L235 66H237V67H235V70L236 71H240V68H238V66H240V64L241 63ZM32 63H33V65H32ZM82 63H83V65H82ZM89 63H90V61H89ZM99 63V64H98ZM106 63V64H105ZM159 63V64H158ZM241 64V68L243 69V72H242V69H241V72H239L240 73V76L239 75H237V74H239V73H237L234 69H233V71H232V74H231V76L229 77V76H227V80H228V78H230V80L229 81H231V79H232V76H238L237 78L235 77L234 79L236 80V82H238V80H240L239 81V84L241 85V82H242V80L243 79H245V76H246V70L244 71V67H245V63L244 64ZM15 64V65H14ZM31 64V65H30ZM36 64V65H35ZM42 64V65H41ZM46 64H47V66H46ZM55 64V65H54ZM58 64V65H57ZM73 64L75 65V63H72V64H70V65H72L71 66V68L73 67V68H76V67H74L73 66ZM94 63L92 64V65H95ZM105 64V66H103V67H105V69H103V71L105 70L106 72H104V73H106L105 75H106V78L108 77H114V75H115V77L117 78V76L119 77L120 75H123V78H121V84L119 85V87L121 88V89H123V90H127L128 88H129V82L131 81V80H129V79H127V77L126 76H124V74L125 75H127L126 74V72L127 71H129V69H123V70H117L116 69V66H115V63L113 64H109V65H111L112 67H114V68H110V66L108 65V62H104L103 63V65ZM122 65L123 64H127L125 61H124V63L122 62L121 63ZM251 64V63H250ZM48 65H49V68H48ZM70 65H68L67 67H70ZM100 65V66H99ZM109 66V68H107L106 69V66ZM114 65V66H113ZM117 65V64H116ZM169 65H170V63H169ZM39 66V67H38ZM57 66V67H56ZM77 66V65H76ZM87 66H89V64L87 65ZM222 66V65H221ZM33 67V68H32ZM34 67H36V68H34ZM50 67H52V68H50ZM61 68V70H60V68ZM100 67V68H99ZM123 67H125V66H123ZM160 67V68H159ZM217 67H220V66H218L217 65ZM37 68H39L40 70H38ZM55 68H56V70H55ZM70 68V69H71ZM92 68H94V66H92ZM158 68V69H157ZM164 69V70H161V69ZM9 70H11L10 68H8ZM25 69H28L27 71L25 70ZM34 71H33V70ZM37 69V70H36ZM47 69V70H46ZM49 69V70H48ZM63 69V70H62ZM69 68H67V70H68ZM70 69H69V71H70ZM86 69V70H85ZM87 69L88 70H90L91 69V67H90V69L89 68H84V71L86 72L87 71ZM217 69H219V68H217ZM220 69H222L221 67H220ZM2 70H4V71H2ZM12 70H13V68H12ZM18 70V69H17ZM66 70V71H67ZM72 71L73 70H75V72L77 71L78 72V74L81 72V73H83L82 71H78L77 69H71ZM83 70V69H82ZM94 70H97V69H94ZM93 70V71H94ZM158 70V71H157ZM212 70V68L210 69V70H207V71H211ZM30 71V72H29ZM37 71H39L38 73H40L41 75H43L44 76V73L46 72V73H48V76H47V74H45V76L43 77V76H41V77H38V73H37ZM91 71V70H90ZM92 71V72H93ZM115 71V72H114ZM207 71H201V72H207ZM35 72V73H34ZM61 72V74H59ZM74 72V73H75ZM76 72V73H77ZM88 72V71H87ZM87 72H86V74H87ZM108 72V73H107ZM152 72V73H151ZM169 72V73H168ZM222 72V71H221ZM230 72V71H229ZM234 72V73H233ZM16 73V72H15ZM15 73H13V75L15 74ZM31 73V74H30ZM33 73V74H32ZM54 73H56V76H52V74H54ZM64 73H65V75H64ZM76 73H75V75H74V79H75V76H76ZM79 74V77L77 78V79H79V82H80V79H81V75L82 74ZM91 73V72H90ZM117 73V74H116ZM123 73V74H122ZM157 73V74H156ZM244 74V76H243V74ZM26 74V73H25ZM34 74H36L35 75V77H34ZM85 73H83V75H82V77L84 78V76L86 75H84ZM93 74L95 75V79L96 80H93L94 79V76H93ZM110 74V75H109ZM160 74V75H159ZM170 74V75H169ZM235 74V75H234ZM242 74V75H241ZM88 75V74H87ZM208 76L209 75V77H210V75H211V72L209 73V72H207V73H205V74H202L201 75V78L203 79V78H205L206 76ZM78 76V75H77ZM161 76V77H160ZM203 76H205V77H203ZM243 78H242V77ZM6 77H9V76H6ZM29 77V76H28ZM34 77V78H33ZM43 77V78H42ZM48 77V78H47ZM98 77V78H97ZM114 77V78H115ZM14 78V79H13ZM38 78V79H37ZM93 78V79H92ZM100 78V79H99ZM104 78V77H103ZM200 77H199V79H201ZM241 78V79H240ZM3 78H1V76H0V81L2 80ZM42 79H43V81H42ZM48 81H47V80ZM53 79V80H52ZM77 79H75V80H77ZM127 79V80H126ZM208 79H210L211 80V77L210 78H207V82H205L204 84H203V80H201L202 81V86L199 84V88H200V86L203 88H200V89H202V90H204V88L205 87H211L212 85H209V82H210V80H208ZM7 80V79H6ZM21 80V81H20ZM22 80H23V82H22ZM28 80V81H27ZM36 80V81H35ZM45 80V81H44ZM98 80V82L96 83V81ZM103 80V79H102ZM2 81H4V79L2 80ZM1 81V82H2ZM40 81H42V82H40ZM94 81V82H93ZM205 81H206V79H205ZM228 81V82H229ZM232 81H233V84H235L236 86H237V89H242L243 90V88H244V81L242 82L243 83V85L242 86H240L239 84L237 85V83L232 79ZM231 81V82H232ZM1 82H0V84H1ZM26 82H27V84H26ZM29 82H31L30 84H29ZM35 82V83H34ZM37 82V83H36ZM45 82H46V84H45ZM76 82V81H75ZM78 82V84H81V83H79ZM125 82V83H124ZM143 82H144V84H143ZM24 83V84H23ZM32 83H33V85H32ZM41 83V84H40ZM93 83V84H92ZM95 83V84H94ZM199 83H200V81H199ZM208 83V84H207ZM39 84H40V86H39ZM43 84V85H42ZM73 84H77V82L76 83H73ZM78 84H77V86H76V88L75 89H78V88H80V87H78ZM125 84V85H124ZM178 84V83H177ZM232 84V86L235 88V85H233ZM21 86V88L19 87V86ZM45 85V86H44ZM49 85V86H48ZM142 85H143V87H142ZM149 85V86H148ZM166 84H164V86H165ZM206 85V86H205ZM35 86V87H34ZM42 86V87H41ZM74 85H73V88L75 87ZM111 86H113V87H111ZM145 86V87H144ZM164 86L162 87V88H164ZM168 86V85H167ZM205 86V87H204ZM54 87V86H53ZM59 86H57V88H58ZM78 87V88H77ZM105 87H107V88H105ZM114 87H115V85L114 84H111V85H105L104 86V88L105 89H107V90H112V89H114ZM186 87V86H185ZM208 87H207V89H208ZM10 88V87H9ZM64 88V87H63ZM109 88V89H108ZM116 88V87H115ZM118 88V87H117ZM145 89V90H144ZM177 89H178V87H177ZM143 90H144V94H142L143 93ZM242 90H240L238 93H239V95L240 94H242V93H240ZM6 91V92H5ZM5 92V93H4ZM35 92V93H34ZM95 93L94 95H92L93 93ZM238 93H235L234 95H233V97H236L235 95L236 94H238ZM37 94H39L38 96H37ZM53 94V93H52ZM52 94H50V95H52ZM132 94V95H131ZM244 94V93H243ZM15 95V96H14ZM46 95V94H45ZM44 94H43V96H45ZM85 95V96H84ZM119 95V96H118ZM123 95H124V97H123ZM126 95H128V96H126ZM146 95V96H145ZM191 95L192 96H194V93L192 92L191 93ZM226 95V97H230V96H228V94H224V96ZM230 95H232V94H230ZM245 95V94H244ZM244 95H243V97H244ZM27 96V97H26ZM33 96V98H31ZM48 96V95H47ZM46 96V97H47ZM54 96V95H53ZM78 96H81V95H78ZM94 96H95V100H93V98H94ZM162 97H170V94L169 93H164L163 92V94L161 95ZM204 96V95H203ZM205 96H208V95H206L205 94ZM210 96V95H209ZM21 97V98H22ZM93 97V98H92ZM118 97H123V98H121V99H117ZM130 97H135V99L136 98H139V99H136V100H138L137 102H136V100H135V105L137 104V103H141L140 104V107L138 106L139 104H137L136 105V108H135V110H130V112H128L129 111V108L128 109H119V105H122L123 103H126V99L127 98H130ZM213 97H219V95L217 96L216 94H214L213 95ZM232 97V96H231ZM238 97V96H237ZM8 98V97H7ZM92 98V99H91ZM239 98V97H238ZM240 98H241V95H240ZM89 99V100H88ZM139 100H142V101H140L139 102ZM236 100H238V99H235V103H233V105L234 104H236ZM10 101V100H9ZM107 101V100H106ZM124 101V102H123ZM226 101V100H225ZM224 101V102H225ZM234 100H229V101H227L225 104L227 105V103H228V105L230 104V103H232ZM239 101L240 102H242V100H240L239 99ZM239 101H237V105H238V102ZM247 101V100H246ZM29 102H26V103H29ZM240 102H239V104H240ZM243 102H245L244 100H243ZM248 102H250V103H252L251 101H247V103H246V105H248L249 106V104H248ZM0 103H1V101H0ZM11 103V102H10ZM20 103V102H19ZM84 103V104H83ZM223 103V102H222ZM2 103H1V105H3ZM6 104V103H5ZM8 104V103H7ZM90 104V105H89ZM94 104H96V105H94ZM221 104V103H220ZM224 104V103H223ZM241 104H245V103H241ZM252 104H254V103H252ZM0 105V106H1ZM118 105V106H117ZM83 106H85V108L83 109ZM94 106V107H93ZM142 106H143V108H142ZM164 106L166 107V109L164 108ZM217 106V105H216ZM240 106V105H239ZM242 106V105H241ZM96 107V109H94ZM227 107V106H226ZM1 108V107H0ZM3 108V107H2ZM35 108V109H34ZM99 108V107H98ZM244 108V107H243ZM242 108V109H243ZM18 109V110H17ZM30 109H31V111H30ZM86 109V110H85ZM93 109V110H92ZM138 109V110H137ZM168 109H169V111H168ZM177 109H179V107L177 106ZM227 109H231L230 107L229 108H227ZM226 109V111H228ZM240 109V108H239ZM241 109V110H242ZM124 110V112H122ZM165 112H163V111ZM231 110H233L232 111V114H233V112H238V111H236L235 109H231ZM231 110H229V114L231 113L230 111ZM238 110V109H237ZM20 111H22V112H20ZM86 111L88 112V113H86ZM91 111H92V113H91ZM112 111V112H111ZM134 111H136V116H137V114H138V116L137 117H139V118H137V120L139 121L140 120V122H138L137 120H136V118H134L133 117V115H135L133 112ZM138 111H140V112H138ZM168 111V112H167ZM243 111H244V109H243ZM247 111H248V108H247ZM246 111V112H247ZM251 111V110H250ZM83 114H82V113ZM94 112V113H93ZM97 112H99V109H98V111H96V113ZM120 112V113H119ZM124 114V115H122V113ZM143 112H145V113H143ZM240 112H242V111H239V113ZM20 113V114H19ZM24 113V115H26V113H27V115L26 116H24V115H21V114H23ZM30 113H31V115H30ZM82 114V116H81V114ZM84 113L85 114H87V116L86 115H84ZM115 113H116V115H115ZM126 113H129V114H132V115H126ZM143 113V114H142ZM158 113V114H157ZM228 113V112H227ZM236 113H234V114H236ZM242 113H245V111L244 112H242ZM16 114V115H15ZM34 114V115H33ZM80 114V115H79ZM89 114H94L93 115V118H92V115H90V116H88ZM140 114H142V115H140ZM147 114V115H146ZM172 114V113H171ZM59 115H61V116H59ZM120 115L123 117V116H125V117H127V118H125V117H123V118H121L120 117ZM242 115V114H241ZM240 115V116H241ZM251 115V114H250ZM15 116V117H14ZM77 116L78 117H80L81 116V118H80V120H79V118H77ZM116 116L118 117V119L116 118ZM146 116V117H145ZM232 117L231 115H228V117L226 118V116H225V121L228 119V118H230V117ZM234 116V115H233ZM239 116V114L237 113V116L235 117L234 116V120L235 119H237V117ZM240 116H239V118H240ZM29 117V118H28ZM31 117V118H30ZM59 117V118H58ZM87 117H88V120H87ZM90 117V118H89ZM121 119H123V120H125V119H127V121H129V120H131L132 122H133V124H132V122L130 121V122H126V120L124 121V122H126L127 124H129V126L127 125L126 126V124H124L123 123V126H122V123L121 122H123V121H121L120 120V118ZM131 119H130V118ZM132 117H133V119L134 120H132ZM141 117H143L142 119H141ZM163 117V118H162ZM257 117V116H256ZM256 117H255V120H256ZM0 118V119H1ZM7 118V119H6ZM23 118V119H22ZM62 118V119H61ZM71 118V119H70ZM73 118V119H72ZM97 118V119H96ZM104 118H105V120H104ZM148 118V120H146ZM154 118V119H153ZM156 118V119H155ZM173 118V119H172ZM249 118V117H248ZM250 118H254V116L252 115ZM250 118H249V120H250ZM5 121H4V120ZM18 119V120H17ZM41 119V120H40ZM55 119V120H54ZM78 120L77 122H75V120ZM86 119V120H85ZM91 119V120H90ZM153 119V120H152ZM160 119V120H159ZM171 119V120H170ZM224 119V118H223ZM252 119L250 120V122L252 121ZM12 120V121H13ZM21 120V121H20ZM22 120H25L27 123H24V122H22ZM72 120H73V122H72ZM85 120V121H84ZM95 120V121H94ZM117 120H119L118 122H116ZM142 120H143V122H142ZM149 120H151V121H149ZM167 120H169V122L167 121ZM173 120V121H172ZM229 120V119H228ZM230 120L232 121L233 119L232 118H230ZM238 120V119H237ZM240 120H242V118L240 119ZM1 121V120H0ZM18 121V122H17ZM41 121H43V122H41ZM49 121V122H48ZM65 121V122H64ZM67 121H68V123H67ZM108 123H107V122ZM112 121V122H111ZM113 121H115V122H113ZM137 121V122H136ZM145 121V122H144ZM155 123H153V122ZM160 121H162V122H160ZM239 121V120H238ZM2 122V123H3ZM45 122V123H44ZM55 122V123H54ZM82 123V126L80 125V123ZM89 122V123H88ZM166 122H168L169 124H171V125H173V126H171V125H168V123H166ZM175 122V123H174ZM233 122V121H232ZM231 122V123H232ZM234 122H236V120L234 121ZM240 122H242V121H240ZM1 122H0V124H2ZM8 123H10V122H7L6 123V126H3V125H0V129H1V131H2V129H6V128H8V126H7V124ZM18 123V124H17ZM66 123H67V125H69V127H67L66 126ZM69 123H72L71 125L69 124ZM90 123L92 124V125H90ZM100 123H101V121H100ZM113 123V124H112ZM117 123L119 124V125H117ZM136 123V124H135ZM142 123V124H141ZM148 123V124H147ZM161 123V124H160ZM165 123H166V125H165ZM173 123V124H172ZM227 123H230L229 121L227 122ZM238 122H236V125H238L237 124ZM84 124V125H83ZM89 124V125H88ZM110 124V125H109ZM115 124V125H114ZM146 124V125H145ZM174 124H175V127H174ZM234 125H235V123H233ZM232 124V125H233ZM57 125V126H56ZM96 125V126H95ZM98 125V126H97ZM102 125V126H101ZM109 125V126H108ZM121 125V126H120ZM131 125L133 126L134 125V127H132L131 128ZM144 125V126H143ZM154 125V126H153ZM164 125V126H163ZM235 125V126H236ZM63 126H66L65 128L63 127ZM70 126H71V128H70ZM106 126V127H105ZM111 126V127H110ZM149 126H151V127H149ZM239 126V125H238ZM238 126H236L235 128L237 129V127ZM255 126V125H254ZM2 127H4V128H2ZM77 127V128H78ZM101 127V128H100ZM119 129H117V128ZM127 127H128V129H129V127L131 128V130L132 129H134L135 131H133L132 130V132L130 131V129L128 130L127 129ZM173 127H174V129H173ZM250 127H251V125H249V129H250ZM253 127V126H252ZM251 127V128H252ZM256 127V126H255ZM121 128V129H120ZM137 128V129H136ZM142 128V129H141ZM164 128V129H163ZM167 128V129H166ZM169 128V129H168ZM176 128V129H175ZM178 128H179V131H176V130H178ZM233 128H234V126H233ZM241 127L239 126V130H241L240 129ZM42 130V131H40L41 133H39V131L38 132H33V131H37V130ZM101 129V130H100ZM138 129H140V130H138ZM173 129V130H172ZM238 129H237V131H238ZM45 130H47V131H49V132H45ZM100 130V131H99ZM123 130V131H122ZM126 130V131H125ZM159 130H161V131H159ZM164 130V131H163ZM169 130V131H168ZM251 130V129H250ZM252 130H253V128H252ZM252 130L250 131V133H249V135L251 134V135H253L254 136V134H257V133H255V132H252ZM0 131V132H1ZM6 131H8V129L7 130H5V132ZM44 131V132H43ZM136 131L137 132H139V135H138V133H136ZM141 131V132H140ZM170 131H172V132H170ZM4 132V131H3ZM2 132V133H3ZM98 132V133H97ZM104 132H106L107 133V131H104ZM120 132H122V133H120ZM143 132V133H142ZM144 132H146L145 134H146V136H144L145 134H144ZM166 134H165V133ZM239 132V131H238ZM14 133V134H13ZM26 133V132H25ZM24 133V134H25ZM34 133V134H33ZM44 133V134H43ZM51 133V134H50ZM97 133V134H96ZM129 133V134H128ZM163 133H164V135H163ZM171 135H170V134ZM177 133V134H176ZM254 133V134H253ZM1 134V133H0ZM4 134V133H3ZM2 134V135H3ZM49 134V135H48ZM127 134V135H126ZM168 134V135H167ZM173 134V135H172ZM175 134V135H174ZM9 135V134H8ZM166 135V136H165ZM178 135V136H177ZM238 136H240L241 135V132H240V134L238 133L237 134ZM248 135V136H249ZM31 136H28V137H31ZM99 136H101V137H99ZM168 136H169V138H168ZM176 136V137H175ZM4 137H6V136H4ZM26 137H27V135H26ZM44 137V136H43ZM124 139H123V138ZM133 137V138H134ZM162 137H163V139H162ZM167 137V138H166ZM172 137H174V139L172 138ZM252 137V136H251ZM255 137V136H254ZM257 137V136H256ZM3 138V137H2ZM101 138H103V140L101 139ZM135 138H134V141H135ZM136 139V140H137ZM160 139V140H159ZM165 139H166V141H165ZM171 139V140H170ZM16 140H18V139H16ZM174 140V141H173ZM245 140V139H244ZM1 142H4V141H6V139L4 138V139H1L0 140ZM11 141V142H12ZM33 141H35V142H33ZM122 143H120V142ZM133 141V140H132ZM133 141V142H134ZM146 141V140H145ZM159 141V142H158ZM18 142V141H17ZM22 143H23V141H21ZM37 142L38 141H36V140H32V141H30V143H31V146H32V144H34V143H36L37 144ZM132 142V143H133ZM156 142V143H155ZM173 142H175V143H173ZM246 142V140L243 142V143H245ZM6 143H7V141H6ZM40 143V142H39ZM42 144H43V142H41ZM129 143V142H128ZM131 143V144H132ZM147 142H145V144H146ZM235 143V142H234ZM234 143H232V144H234ZM238 144L240 143V141L239 142H237ZM237 143H236V145H237ZM251 142H247V144H249L250 146H251V144H250ZM256 143V142H255ZM1 144V143H0ZM8 144V143H7ZM14 143H12V144H10L9 146H8V148H6V149H9V147H11L12 146V148L14 147V145H13ZM16 144V143H15ZM28 144H29V142H28ZM36 144H34L35 146H38V145H36ZM42 144H39V146L38 147H40V146H42V148L40 147V149L38 148L37 149V147H35V148H33L34 146H32L31 148H26V153L25 152H23V153H25V155H23V154H19V155H16V151L14 150V148H13V150H11V153H12V155L15 157V159L18 161V162H20L21 160H23L24 162L26 161V163H27V165H29L28 164V162L29 161H27V160H30V161H32V162H30V163H33V161L35 162V164H36V162H40V161H43V162H41L40 163V166H41V164H44V165H42V168H43V170L46 168L47 169V171H49V170H51V168H52V165H51V163H52V161L53 160H51L50 161V163H49V161L46 159V158H44V157H41V155L42 156H44L48 151H49V148H47V147H45V148H43V145ZM45 145L46 144H48L49 145V143H44ZM149 144V143H148ZM169 144H171V145H169ZM241 144H242V140H241ZM253 144V143H252ZM6 145V144H5ZM19 145L20 146H23V144H21L20 142H19ZM246 144H242V145H239V146H245ZM254 145V144H253ZM256 145H257V143H256ZM4 146V144L2 145V147ZM20 146H18L19 148H20ZM25 146H27V143H25ZM81 146V147H80ZM89 146V147H88ZM162 146H164L163 148H161ZM85 147V148H84ZM17 148V147H16ZM25 148V147H24ZM24 148H22V150L24 149ZM81 148H83V149H81ZM171 148H173L172 150H171ZM27 149H28V151H27ZM85 149V150H84ZM175 149V150H174ZM245 148H239V149H237V150H241V152H243V150H244ZM246 149H249V148H246ZM245 149V150H246ZM253 149L254 148H250V150L251 151H253ZM4 150H5V148H4ZM16 150H18V148L16 149ZM21 150V149H20ZM30 150V151H29ZM34 150V151H33ZM46 150V151H45ZM244 150V151H245ZM250 150H248V151H250ZM257 149L255 148V153L257 152L256 151ZM7 151V150H6ZM24 151V150H23ZM33 151V152H32ZM140 151H142V153H139L138 155H137V157L139 158V156H140V160H145V159H147L148 160V157H149V160L151 159L150 157L151 156H149V155H151V154H149V155H147L146 154V156H147V158L145 157V153H146V151H145V153L143 154V152H144V149L143 150H140ZM155 151V152H156ZM170 151V152H169ZM172 151V152H171ZM174 151H176V153L174 152ZM5 152V151H4ZM18 152V151H17ZM71 152V153H70ZM10 153V154H11ZM19 153V152H18ZM33 153H34V155H33ZM37 153H39V154H37ZM50 153V152H49ZM167 153L168 154H170V156L169 155H167ZM5 154H6V152H5ZM5 154H3V150H1V147H0V156H2V155H4V156H2V157H5L6 155ZM7 154H9V153H7ZM31 156H30V155ZM73 154V155H72ZM75 154V155H74ZM123 154V155H122ZM122 154H121V156H120V158H119V160L121 161V162H126V161H133L134 160V158L135 157H133L132 155H130V154H128L127 152H125V153H123L122 152ZM140 154H143L142 156V158H141V155ZM172 154V155H171ZM125 155H127L126 157H125ZM242 156V154L241 153H239V155H237V156ZM37 156V157H36ZM68 156V157H67ZM108 156H112V153H109V155ZM166 156V157H165ZM236 156V158L234 157L233 159L235 160L236 159V162L238 161V158L239 157H237ZM2 157H1V161H3V159H2ZM40 157V158H39ZM65 157V158H64ZM72 157V158H71ZM136 157V158H137ZM170 157H171V159H170ZM6 158H8L9 160H11V161H9V160H7L6 161V159L3 161L4 163V165L2 164V162H0V168H1V170L2 171H0V172H3V173H5L6 174V166H7V164L5 163V162H7V163H12L11 165H12V167H14L13 166V164H15V160H14V158L12 157L11 159L9 158V156L7 157L6 156ZM38 158V159H37ZM42 158V159H41ZM44 158V159H43ZM49 158H51V159H49ZM75 158V159H74ZM126 158V159H125ZM135 158V159H136ZM137 158V159H138ZM145 158V159H144ZM166 158H168V159H166ZM27 159V160H26ZM34 159V160H33ZM41 159V160H40ZM131 159V160H130ZM136 159V160H137ZM255 160H256V157L254 158ZM253 159V160H254ZM40 160V161H39ZM61 160V161H60ZM153 160H156V159H153ZM168 160V161H169ZM241 160V159H240ZM239 160V161H240ZM252 160V159H251ZM258 160V159H257ZM256 160V161H257ZM14 161V162H13ZM22 161V162H23ZM48 161V162H47ZM256 161H255V164H253V165H256L257 163H256ZM70 162V163H69ZM76 162H77V164H76ZM235 162V161H234ZM25 163V164H26ZM251 163V162H250ZM17 164V163H16ZM20 163H18V166H20L19 165ZM24 164V163H23ZM22 164V165H23ZM25 164L23 165V166H25ZM21 165V166H22ZM46 165V166H45ZM51 165V166H50ZM250 165H252V164H250ZM252 165V166H253ZM3 166V167H2ZM5 166V167H4ZM17 165L15 166V170H14V173L12 172L11 174H13L14 176H15V178L17 177V173L16 172H18V174L19 173H21V171H18V169L17 168H19ZM45 166V167H44ZM49 166H50V168H49ZM62 166V167H61ZM64 166V167H63ZM67 166V167H66ZM124 166L125 165H123V168H124ZM156 166V165H155ZM158 166H160V167H158ZM158 166H156L157 167V172L159 171H161V168H162V166L163 165H158ZM252 166H250L251 168L250 169H253V167ZM31 167H33V165H31ZM66 167V168H65ZM69 167V168H68ZM257 167H258V165H257ZM9 168V167H8ZM7 168V169H8ZM27 168V170L25 169V172L26 171H28V168H30V166H28V167H26ZM48 168H49V170H48ZM56 168V169H57ZM255 168V167H254ZM14 169V168H13ZM32 170H34V167L33 168H31ZM59 169H61V171L59 170ZM63 169L65 170V172L64 173H68V171H69V173L67 174H65L64 175V173H62V171H63ZM67 169V170H66ZM76 169V170H75ZM255 169H257V168H255ZM9 170V169H8ZM23 170V169H22ZM32 170H30L29 169V171H30V174H29V176H30V180L33 182H36L35 181V178H33V176H34V174H35V172H37L38 170H36L35 172L34 171H32ZM39 170H42V169H40V167H39ZM106 170V171H105ZM236 170H237V173L239 172V169H238V167L236 168ZM11 170H9V171H7L8 173L10 172ZM24 171V170H23ZM22 171V172H23ZM97 171V172H96ZM129 171L130 172H132V169L130 170L129 169ZM143 171V173L144 172H146V169H145V171L144 170H142ZM155 171V170H154ZM220 171V170H219ZM234 171V170H233ZM49 172H51V174H52V176L51 175H49L51 178L52 177H55V176H53V171H49ZM71 172V173H70ZM89 172V173H88ZM129 172V173H130ZM16 173V174H15ZM29 173V172H28ZM76 173H77V175H76ZM81 173V174H80ZM119 173V174H118ZM128 173V172H127ZM22 174L23 173H21L20 175H21V177H23L22 176ZM25 174V173H24ZM36 174H39V173H36ZM35 174V175H36ZM47 174H49L48 172H47ZM108 174V175H107ZM113 174V175H112ZM116 174V175H115ZM243 174V173H242ZM1 175V174H0ZM6 175H8V174H6ZM5 175V176H6ZM12 175V176H13ZM20 175H19V177H18V179H20V181H21V179H23V178H21L20 177ZM26 175H27V172H26ZM25 175V179H26V176ZM41 175H44L43 174V172L41 173ZM40 174L39 175H37L38 177L40 176V177H42ZM67 175V177H64V176H66ZM69 175V176H68ZM255 175H257V174H255ZM3 176H4V174H3ZM11 176V177H12ZM14 176H13V179H14ZM28 176V177H29ZM32 176V177H31ZM37 176H34V177H37ZM44 176H46V175H44ZM43 176V177H44ZM49 176H47V177H49ZM76 176H77V178H76ZM102 176H103V178H102ZM9 177H10V173H9ZM42 177V178H43ZM49 177V178H50ZM56 177H58V176H56ZM55 177V178H56ZM72 177H73V179H72ZM98 177V178H97ZM226 177V178H225ZM232 177H235V176H232ZM0 178H2V177H0ZM7 178H8V176H7ZM7 178H5L6 180H7ZM39 179V178H36V180L37 181H39L38 183H43V182H40L41 180H44V179ZM46 178V177H45ZM48 178V179H49ZM60 178V177H59ZM67 178V179H66ZM106 178H108V179H106ZM222 178H225L224 180L225 181H223V179ZM228 178V174H226V175H224L223 177H221V179H222V181H221V179L220 178H218L217 180H215L214 182H218V183H216L215 185L216 186H219L220 185V183L221 184H224V183H226V180H227V182H228V180H229V178H230V176H229V178ZM18 179H15V181L17 182V180ZM25 179H23V181L25 180ZM29 179L28 180H25L24 182H27V181H29ZM34 179V180H33ZM70 179H71V181H70ZM120 179V180H119ZM1 181H2V179H0ZM9 180V179H8ZM53 179H49V181H52ZM133 180H134V182H133ZM146 181L145 183H144V181ZM221 182H220V181ZM10 181H12L11 179H10ZM9 181V182H10ZM19 180H18V182L19 183H21L20 185H22L23 183V181L22 182H20ZM46 181L48 182V180L46 179ZM53 181H55V180H53ZM52 181V182H53ZM58 181V180H57ZM93 181V182H92ZM128 181H129V183H128ZM136 181V182H135ZM141 183H140V182ZM5 182V181H4ZM69 182V183H68ZM95 182V183H94ZM98 182V183H97ZM102 182V183H101ZM139 182V183H138ZM158 182L156 183V184H158ZM213 181L211 180V181H202V184L204 185V186H206V185H209L210 183H212ZM222 182H224V183H222ZM11 183V182H10ZM18 183V184H19ZM28 183V182H27ZM29 183H30V181H29ZM28 183V184H29ZM38 183L36 184V185H34L35 187L38 185ZM46 183V182H45ZM50 183V182H49ZM76 183V184H75ZM81 183V184H80ZM143 183V184H142ZM163 183V182H162ZM9 184V183H8ZM14 184V183H13ZM15 184H17V183H15ZM17 184V185H18ZM28 184H26L27 185V188L26 187H23L24 189L26 188V190H28L27 191V193L28 192H32L33 194L34 193H36L38 190V188L37 189H34L35 187H33V186H30V190H29V187H28ZM32 184H34V183H32ZM31 184V185H32ZM48 184V183H47ZM51 184V183H50ZM55 184V183H54ZM54 184L52 185V186H54ZM58 184H59V181H58ZM91 184H93L92 185V187L93 188H91ZM127 184V185H126ZM140 184H142V186L140 187ZM159 184H161V183H159ZM227 184V183H226ZM236 184H237V186H236ZM239 184H243L244 185V182L243 181H239V182H236L235 183V186L233 187V188H229L228 186H226V193L228 192L229 193V195H228V193H227V195L224 193V196H222V198H223V201L225 202V203H227L228 204V202H230V203H232V205H228V208H231V209H233V210H235V212L233 211V212H231V213H229L226 217H224L225 219H227V220H225L226 222H225V224L229 227V225H233V228H231L230 229V227H229V229H230V233H228V231L229 230H227V233L226 234H228V235H230L231 237V242H234V243H232V248H233V251H236V250H238V254H236L235 252H233V256L235 255V257L236 256H238L239 254V256L238 257H241V256H249V252H247V249H249V248H252V246L253 247H257V248H261V246H260V244H257V245H250V242H252V241H254V240H258V241H260L261 239L260 238H262V234L261 233H264V227L263 228H258V231H256L257 229H253V228H248V227H246V226H244V225H246V221H244V219L246 218V214L243 212V211H241L240 209H242V208H244L243 207V205H240V200H241V197H240V191L241 190H244L243 188H244V186H243V188L239 185ZM1 185V184H0ZM17 185H15V187L13 188V189H15L16 188V186ZM49 185V184H48ZM72 185V186H71ZM83 186V188H82V186ZM85 185V186H84ZM99 185V186H98ZM124 185H125V187H124ZM214 185V183L212 184V186ZM22 186H24V184L22 185ZM39 186V191L41 190V188H42V185L41 184H39L38 185ZM51 186V185H50ZM56 186H57V183H56ZM60 186V185H59ZM80 186V187H79ZM118 186V187H117ZM239 186L241 187L240 189H239ZM3 186L1 185V187H0V234L3 232V230L4 229H6V231H10L11 230V232H13V234H15V237L14 238H12V240L10 239V241H8L7 243H5V244H8V243H12V245L11 244H9V245H5V244H2V245H0V264H136L137 262H139V260L141 259V261L142 260H144V257H145V255L147 254V258L148 259H145L146 261H144V264H164L165 262V264H176V262H177V264H180V263H178V261H174V259L173 260H171V261H165L164 262V257H166V256H164V253H163V251L161 252V249H162V247H163V245L161 246V244H158V240H160V237L159 236H161L162 235V233L164 232V231H162L163 229H158L159 230V232H161V234H159V232L158 231H156V232H158V240H157V238H155V240L157 241V242H152V240H151V245H152V243H154L153 245L154 246H151V245H149V244H146L145 245V243L148 241V242H150L149 241V239H151V238H148V240L147 239H145V237L147 238V237H149L148 236V234L150 233H152V232H144V229L147 231L149 228V224H147L146 226H144L142 223H141V225H143L144 227H142L140 224H139V226H140V228H142V230H143V232H142V234L144 233V236H142V238H139L140 237V235H141V231H138V230H136L135 229V226H133V228H134V231L133 230H131L130 231V229L132 228L130 225H131V223H129L128 221H123L122 220V224L123 223H127L126 225L128 226L129 224V226L127 227V226H125L124 227V225H123V227H120V229H117L116 227H117V225L118 226H120V224L121 223H119V221L117 222V224L115 225V222H114V224H112V226L114 227V228H112V227H110L109 226V228H108V226H106V224L105 225H103L104 223L102 222V224H100L98 221H97V219H95L96 221H95V223H94V218H95V216H93V213L95 212L96 213V211H93V213L91 214V213H89L88 215L89 216H87V209H86V207H85V210L86 211H84L82 208H83V206H82V204L83 203H80L82 200H80V201H78L80 204V206H82V208L81 207H79L80 209H81V211H80V209H79V211L80 212H85V213H83L84 214V216L86 217V219L87 218H90L91 216V219L92 220H90V223L91 224H93L94 223V225L96 224V225H98L97 227H95V228H93V226H91L90 225V223H88V222H86V221H84L83 222V220H81V219H78V217H75V213H78V214H76V215H78L79 216V214L80 215H82V213H79V211H78V209H74V208H76V207H73V209L70 207V213L72 212V210H74V211H78V212H75L74 213V211H73V213H74V215H73V213H72V215H73V217H72V215H69V216H71L70 217V219L71 220H73L74 221V217L75 218H77L79 221L78 222H80V221H82L81 223H80V226H79V224H77V227L78 228H76V226L73 224L74 222H75V224H76V222L77 221H74V222H72V224L75 226V228L73 227V225L71 224V222H70V227L68 228L66 225H68V224H66V222L64 223V222H60L61 224V226H63L64 224H66L65 226H66V228H64L65 226H63V227H61L60 225H59V222H58V225L62 228H59V226H57V225H54V223L56 222L57 223V221H60V220H58L59 218H58V214H60V212H61V209H62V213H69V211L67 210V209H69V207H67L66 208V210H67V212H65L64 210H63V208H65L66 207V205H65V203H64V205L63 204H61V201H62V203L64 202L63 201V199L60 197V196H57V198L58 197H60L59 198V201L57 202H55V197H56V195H54V191H56L55 189H54V191H53V189H52V187H51V189L52 190H50V189H48L49 191H52V193H53V198H54V200H53V198H52V193H49V192H47V195H48V199H49V202H50V204L48 203V199L46 198V200H44L43 199V197L42 196H44V198L46 197V192L45 191H43V192H45V193H43L44 195H42V194H40L41 196V199H43V200H40V198H39V200L42 202V201H46L47 203L46 204H49L50 206H48L47 205V208L45 207L46 206V204H44L45 206H43V208H45V209H43L42 207H41V205L39 204V200L37 199V197H39V196H37L36 197V194H34V196H35V199L34 200H36V201H34V202H37L38 203V205H40V206H37V204L36 203H34V202H32V203H30L31 204V206H33L34 207V205H35V207H37L35 210H34V208H32V207H30V208H32L33 210H34V212L32 211V209H30L29 207H28V209H30V210H28V211H31V212H26L25 210H26V206H25V208L24 207H21V206H16L15 204H14V202L13 201H17L16 200V197H15V199L13 200L12 198H10L9 199V197H7L6 195H5V193H7L6 191H5V193H4V190L3 189H1ZM13 187V186H12ZM12 187H11V189H12ZM17 187H19V186H17ZM21 187V186H20ZM46 187H47V185H46ZM58 187V186H57ZM101 187V189H99ZM140 188V190H139V188ZM227 187H228V189H227ZM236 187H238V188H236ZM9 188H10V184H9ZM22 188V187H21ZM22 188V189H23ZM43 188H45V187H43ZM47 188H49V187H47ZM70 188V189H69ZM75 188V189H74ZM81 190H80V189ZM91 188V189H90ZM97 188L99 189V190H97ZM236 188V189H235ZM6 189V188H5ZM20 189V188H19ZM19 189L17 190V191H19ZM20 190L19 192H20V194L22 193V195L25 193V191L26 190ZM73 189V190H72ZM85 189H87V187L85 188ZM8 190V189H7ZM45 190V189H44ZM112 190V191H111ZM116 190V191H115ZM234 190V191H233ZM14 191H16V190H13L12 192H14ZM17 191H16V193H17ZM21 191H24V192H21ZM65 191V192H64ZM115 191V192H114ZM123 191V190H122ZM239 191V192H238ZM18 192V193H19ZM68 192V193H67ZM84 192H87V191H84ZM91 192V191H90ZM124 192V191H123ZM15 193V194H16ZM17 193V194H18ZM32 193L30 194L31 196H32ZM39 193H41V192H39ZM39 193H37V195L39 194ZM87 193H89V192H87ZM120 193H121V191H120ZM239 193V194H238ZM9 194V193H8ZM11 194V193H10ZM9 194V195H10ZM16 194V196H18L19 197V195H17ZM26 194V193H25ZM24 194V195H25ZM50 194V195H49ZM57 195H58V191H57V193H56ZM72 194V193H71ZM73 194V195H74ZM104 194V193H103ZM123 195H124V193H122ZM149 194H151V195H149ZM230 194L233 196H231L230 197ZM13 195V194H12ZM10 195L11 197H14L15 195ZM21 195V196H22ZM28 195H29V193H28ZM30 195H29V200L31 201V197H30ZM55 196V197H54ZM127 196H129V195H127ZM226 196H228V197H226ZM51 197V198H50ZM64 197V196H63ZM66 197H69V195L68 196H66ZM91 197H92V195H91ZM115 197H126V195L125 196H115ZM114 197V198H115ZM131 197V196H130ZM21 198V197H20ZM22 198H25V199H28V197L26 198V195L24 196V197H22ZM21 198V199H22ZM31 198V199H30ZM105 198V197H104ZM109 197H107V199H108ZM131 198H133V196L131 197ZM222 198H219L220 200H222ZM228 198H230V199H233V200H230V199H228ZM11 199H12V201H11ZM25 199H22L21 201H23V203H24V200ZM50 199H52L51 201L52 202H55V203H58V204H61V205H63L62 206V208L60 207V205H56V207H57V209H56V207H55V204H54V206H51V205H53V203L50 201ZM69 199V198H68ZM72 199H73V202L74 201H76V197L74 196V197H72ZM71 199V200H72ZM112 199V198H111ZM110 199V200H111ZM127 200L128 201V199H126V198H120V200ZM218 199V200H219ZM230 200V201H227L226 202V200ZM20 200V199H19ZM18 200V201H19ZM70 200V199H69ZM66 201L67 202V204L69 205V204H71L70 203V201ZM77 200H79L78 198H77ZM101 200V199H100ZM102 200H103V198H102ZM110 200L108 201V200H106V198L103 200L104 202H107L108 201V204H106V205H104L105 206V208H106V206H108L109 205V202H110ZM114 200H116V199H114ZM113 199H112V202L114 201ZM118 200V199H117ZM133 199H131V201H132ZM206 200L208 201V200H210V198L207 196V198H206ZM219 200V201H220ZM29 201V202H30ZM91 201V200H90ZM89 201V199H88V201H87V203L89 204H92L91 202ZM98 201V200H97ZM96 201V204L98 205V203L99 202H97ZM135 200H133L132 202H134ZM26 202V201H25ZM27 202H28V200H27ZM28 202V203H29ZM69 202V203H68ZM77 202V201H76ZM76 202H75V204H76ZM77 202V203H78ZM93 202V201H92ZM118 202V201H117ZM123 202V201H122ZM233 202H234V204H233ZM43 203V202H42ZM41 203V204H42ZM52 203V204H51ZM111 203V202H110ZM129 203H130V199H129V202L126 204V205H129ZM207 203H209V201L207 202ZM238 203V204H237ZM26 204V203H25ZM24 204V205H25ZM30 204H29V206H30ZM72 204H74V203H72ZM74 204V205H75ZM87 204V205H88ZM125 204V203H124ZM124 204H121L122 205V207H121V205L119 206V207H121L120 209H122L123 208V211H124V213L126 212V216H129V215H127V211L129 210V212H130V210H131V208L130 207H128L127 208V206H125ZM18 205V204H17ZM23 205V206H24ZM28 205V204H27ZM86 205V204H85ZM115 205V204H114ZM119 205V204H118ZM118 205H116V206H118ZM133 205V204H132ZM132 205H129V206H132ZM73 206V205H72ZM77 206V205H76ZM89 206V205H88ZM92 206H95V202H94V205L92 204ZM137 206V205H136ZM230 206V207H229ZM241 206H242V208H241ZM18 207V208H17ZM19 207H21V208H19ZM54 208V209H48V208ZM77 207V208H78ZM97 207H99V205L98 206H96L95 208H97ZM101 207V206H100ZM114 206H112V208H113ZM118 207V208H119ZM217 207L220 209V208H222L221 207V205H220V203L219 204H217ZM25 209V210H23V209ZM38 208H41L40 210H42V212L41 211H38ZM89 208V207H88ZM92 208H94V207H92ZM130 208V209H129ZM20 209L23 211V215H22V213H21V211H20ZM52 210L53 211V215H52V211H51V216L52 217H54V210H56V212L57 211H60L59 213L57 212H55V214H56V217H54V218H57V221H56V219H55V221H54V223H53V220H54V218H53V220H48L49 218H52V217H50L49 215H50V213L49 214H46V213H48L49 211L48 210ZM90 209H91V207H90ZM99 209V208H98ZM238 209V210H237ZM43 210H44V212H43ZM46 210H47V212H46ZM100 210V209H99ZM5 211V212H4ZM36 211V212H35ZM89 211H91V210H89ZM108 211V213H110L109 212V210H107ZM99 212V211H98ZM100 212H101V210H100ZM106 212V211H105ZM238 212V213H237ZM35 213H36V215H35ZM39 213H41V214H43V213H45L46 214V216H49V218L48 217H46V220L48 221V223H47V221L46 222H44L45 221V219H41L42 217H43V215L41 216V215H39ZM61 213V215L59 216L60 217V219H61V217L63 216V218H67L68 217V215L67 216H65V214H62ZM242 213V214H241ZM37 214L39 215L38 217H37ZM97 214V213H96ZM99 214V213H98ZM111 214H113V213H111ZM111 214H108V215H110L111 217H113V215H111ZM122 214V215H121ZM120 215L121 216H123V215H125V214H123V213H121ZM231 214V215H230ZM244 214V215H243ZM28 215V216H27ZM30 215V216H29ZM34 216V218H33V216ZM91 215V216H90ZM100 215H101V213H100ZM102 215H103V217L105 216V218H109L108 216H106L107 215V213H106V215L105 214H103L102 213ZM238 215L240 216V215H242L243 216V218H241V217H238ZM21 216L23 217V219H22V221H24V220H27L28 221V223H27V225L25 224V225H23V223H26V222H18L19 220L21 221ZM31 216H32V218H31ZM41 216V217H40ZM98 217H101V216H99V215H97ZM115 216V215H114ZM125 216V217H126ZM27 218V219H25V218ZM28 217H30V218H28ZM37 217V218H36ZM40 217V221L39 220H37L38 218ZM45 217V216H44ZM84 217V218H85ZM62 218V221L64 220ZM80 218H82L83 219V215H82V217L80 216ZM241 218V219H240ZM77 219H75V220H77ZM18 220V221H17ZM32 220V221H31ZM41 220H44V221H41ZM69 220V219H68ZM68 220H64V221H68ZM71 220H69V221H71ZM85 220V219H84ZM36 221V222H35ZM40 223H42L44 226H40L39 225V227H44L42 230H41V228H37L36 227V224H40ZM68 221V222H69ZM93 221V222H92ZM111 221V220H110ZM116 221V220H115ZM239 221V222H238ZM16 222H17V224H16ZM44 222V223H43ZM67 222V223H68ZM77 222V223H78ZM108 222V221H107ZM191 222V221H190ZM190 222H188L187 224H191V225H193L192 223H195V225L197 224L195 221H192L191 223ZM34 223H36V224H34ZM55 223V224H56ZM98 223V224H97ZM110 223V222H109ZM119 223V224H118ZM16 224V227L14 226ZM46 224H52L51 226H52V228H54V229H52L51 228V226L50 225H46ZM146 224V223H145ZM244 224V225H243ZM20 227H19V226ZM22 225V226H21ZM55 227H54V226ZM89 225H90V228H89ZM99 225H103V226H99ZM107 225H110V224H107ZM158 225V224H157ZM38 226V225H37ZM57 226V227H56ZM105 226H106V228H105ZM122 226V225H121ZM153 223H152V226H150V229H151V231H153V232H155V230L157 229L156 228V226H155V230H153ZM238 226H240V228L238 227ZM241 226H244V228H241ZM48 227V229H52V230H55L54 232H60V233H63V236H61L60 237V235H59V238L57 237V235H56V233H54L53 231V234L54 235H56V237L51 233V230L49 231L50 233H51V236H49V237H47V234L48 235H50V233H48V231H45V230H48V229H46ZM73 227V228H72ZM104 227V228H103ZM131 227V228H130ZM152 227V228H151ZM236 227H238V228H236ZM259 227H261L260 225H259ZM56 228V229H55ZM81 228H83V230H81ZM116 228V229H115ZM128 228H130L129 230H128ZM132 228V229H133ZM136 228L137 229H139V227H137L136 226ZM13 229V230H12ZM64 229V230H63ZM65 229H66V231H69V230H71V231H69V232H71V233H69V232H64L65 231ZM75 229V230H74ZM77 229V230H76ZM80 229V230H79ZM91 229V230H90ZM236 229H239L240 231L238 232V230H236ZM242 229V230H241ZM246 229V230H245ZM252 230V231H250V230ZM59 230V231H58ZM60 230H62V231H60ZM93 230V231H92ZM128 230V232H130V234L131 233H136V236H135V238L134 237H132L129 233V235H128V237H130V238H128L127 237V234H126V237H125V234L124 235H122L125 231H127ZM141 230V229H140ZM235 230V231H234ZM261 230V231H260ZM37 231V232H36ZM40 231H42L41 233H39ZM45 231V232H44ZM81 231V234H79V236H81V237H79V236H77L78 235V232H80ZM95 231V232H94ZM98 231V232H97ZM149 231V230H148ZM250 231V232H249ZM255 231V232H254ZM73 232V233H72ZM93 232V233H92ZM111 232H113V234H114V236H115V239H114V236L112 235V234H110ZM122 234H121V233ZM140 233V235H137V233ZM245 232V233H244ZM246 232H248V233H246ZM46 233V234H45ZM74 234L73 236H72V238H71V236H69V238H67L68 236H66V238H64V234ZM101 233V234H100ZM110 234L112 237L110 238V235H108V234ZM118 233V236H119V234L120 235H122L123 236V238L121 237V239H119V240H117V236H116V234ZM138 233V234H139ZM145 233L147 234V236H145ZM249 233H252V234H249ZM255 233H258V234H255ZM40 234V235H39ZM57 234H59V233H57ZM91 234V235H90ZM100 234V235H99ZM149 234V235H150ZM154 234V233H153ZM245 234V235H244ZM253 234L255 235V236H253ZM24 235H26V237L23 239V236ZM44 235V236H43ZM97 237H96V236ZM152 235V234H151ZM236 235V236H235ZM238 235V236H237ZM240 235V236H239ZM243 235V236H242ZM248 235V236H247ZM30 236V237H29ZM40 236H43L42 238L40 237ZM77 236V238H83V239H86L87 241H89L90 243H91V246L89 245L90 243L89 242H87L86 241V243L88 244L87 245V247H86V245H85V241L82 239V244H81V240H79V239H77V240H79L80 241V243H79V241H77L76 239H75V237ZM92 236V237H91ZM95 236V238H93ZM100 236H102L103 238H101L100 239ZM235 236V237H234ZM245 236V237H244ZM40 237V238H39ZM86 237V238H85ZM117 237V238H116ZM131 237H132V239L134 238V240L133 241H131V242H133V245L134 244H136V243H138V244H140V242L142 243V241H143V243H144V241L145 240H147V241H145V243L142 245V244H140V245H138L137 244V246H139L140 247V249H139V247L136 249L135 247V253H136V255H134L133 254V252H131V251H133V250H131V248L132 249H134L133 248V246H132V244H130L129 242H127V243H125L126 244V246H123L122 245V243L123 242H125V240H128V239H130V240H132L131 239ZM138 237V238H137ZM188 237H190V236H188ZM242 237H244V238H242ZM247 237V238H246ZM46 238V239H45ZM55 238H57V239H55ZM119 238H120V236H119ZM137 238V239H136ZM144 238V239H143ZM153 238V239H154ZM191 238V237H190ZM235 238V239H234ZM258 238V239H257ZM44 239V240H43ZM49 239V240H48ZM59 239V240H58ZM61 239V240H60ZM114 239V240H113ZM140 239H142V240H140ZM168 239V238H167ZM242 239H246V240H244V241H247L246 243H244V241H241ZM14 240L16 241V243L14 242ZM54 240H56L57 242H59V243H55V241ZM101 240V241H100ZM123 240V241H122ZM199 240H203V241H205V239L204 238H197V239H195V241L196 242H198ZM19 241V242H18ZM33 241V242H32ZM38 241H39V243H38ZM44 241V242H43ZM48 241V242H47ZM54 241V242H53ZM65 241V243H62V242H64ZM66 241L68 242V241H70V243H72L73 244V246H70L69 244L70 243H68V245H67V243H66ZM72 241V242H71ZM98 241V242H97ZM107 241V242H106ZM115 241V242H114ZM118 241V243L119 244H117L116 242ZM120 241V242H119ZM134 241H135V243H134ZM139 241V242H138ZM17 242H18V244H17ZM100 242V243H99ZM184 242V241H183ZM186 242V241H185ZM184 242V243H185ZM15 243V244H14ZM34 243V244H33ZM38 243V244H37ZM75 243V244H74ZM76 243H77V245L78 244H81L82 245V247L84 246V248H86L85 250H87V251H85L82 247H81V249H79L80 250V252L82 253V249H83V254H81L79 251H77L78 250V246H77V250H76ZM108 243V244H107ZM121 243V244H120ZM169 243H174V242H170L169 241ZM176 243H177V241H176ZM188 243H190V242H188ZM187 243V244H188ZM15 246H14V245ZM37 244V246L36 247H38V249H36L35 248V245ZM45 244V245H44ZM92 244H93V246L95 247V249H93L94 247L92 246ZM102 244H103V246H102ZM105 244V245H104ZM113 244V245H112ZM115 244V245H114ZM129 244V245H128ZM158 244V248H157V246H155V245H157ZM186 243H185V245H187ZM241 246H240V245ZM245 244V245H244ZM43 245V246H42ZM119 245V246H118ZM151 246V247H149V246ZM178 245V244H177ZM176 244H174V247H172L173 246V244H172V246H170V247H172V249L173 250H175V253L176 252H178V253H176V255L178 254L179 255V257H181L182 258V260H183V262H182V264H186V262H187V264H197V263H200V264H205V263H203L204 261H202V263H201V261L199 262V260H188V261H191V262H188L185 258L183 259V257H185L186 255H183V253H182V255L179 253L180 251H178L179 249H176V248H178L179 246H181L180 244L177 246ZM189 245V244H188ZM239 245V246H238ZM41 246V247H40ZM70 246V247H69ZM88 246H89V248H88ZM117 246V247H116ZM142 246V247H141ZM146 246L148 247V249H146ZM192 245L190 244L188 247H190L189 248V252H190V255H189V252H188V250H186L187 252H188V254H187V252H185V254H187V256L186 257H192V258H194V256L196 255V250L193 248V247H191ZM242 246H244V247H242ZM246 246V247H245ZM93 247V248H92ZM106 249H108V251H106L105 250V248ZM145 247V248H144ZM169 247V246H168ZM169 247V248H170ZM188 247H187V249H188ZM242 247V248H241ZM3 248V249H2ZM13 248H17V251H18V253H13V252H16V249H13ZM59 248V249H58ZM100 248H102V250L100 249ZM104 248V249H103ZM152 248H154V249H152ZM175 248V249H174ZM199 248V247H198ZM240 248V249H239ZM246 249V251H245V249ZM5 249V250H4ZM7 249V250H6ZM13 249V250H12ZM29 249L31 250L32 249V251H29ZM36 249V250H35ZM54 249H55V251H54ZM91 250V251H89V250ZM119 249V250H118ZM121 249V250H120ZM122 249H123V251L124 252H128L126 255L125 254H123L122 256H121V252L120 251H122ZM144 249H146V250H144ZM151 249V250H150ZM158 249V250H157ZM163 249H165L164 247H163ZM171 249V248H170ZM171 249V250H172ZM204 249V248H203ZM242 249H244V251L242 250ZM33 250H34V252H36V253H33ZM104 250H105V252H104ZM119 252V254H117L118 252ZM131 250V251H130ZM136 250H138V251H136ZM140 250H141V252H140ZM147 250H149L150 251V253L147 251ZM152 250H155V252H156V250H157V252H159V250H160V252H159V255L157 254V252L155 253V252H152ZM167 250V251H166ZM172 250V251H173ZM8 251V252H7ZM72 251V252H71ZM94 251V252H93ZM110 251V252H109ZM182 251V250H181ZM240 251V252H239ZM86 253V255H85V253ZM89 252V253H88ZM164 252H168V249H165V251ZM244 253V254H242V253ZM70 253H71V255H70ZM123 253V252H122ZM133 254L132 256L130 255V254ZM140 253H143V254H140ZM155 255H154V254ZM163 253V254H162ZM8 254H9V257H8ZM18 254V255H17ZM22 254H24V256L22 255ZM30 254V255H29ZM33 254V255H32ZM38 254V255H37ZM145 254V255H144ZM149 254H151V255H153V257L155 258V259H153V257H149ZM167 254H170V251H169V253H167ZM242 254V255H241ZM256 255L258 254L257 252L255 253ZM12 255H16V257L14 256H12ZM36 255V256H35ZM84 255L85 256H87V255H89V257H84ZM127 255H130V256H127ZM176 255H174V254H170V256H167V257H171V256H175L176 257ZM177 255V256H178ZM181 255V256H180ZM251 255V254H250ZM260 253H259V255H257V257H260ZM30 256V257H29ZM38 256H45V258L43 257H38ZM71 256V257H70ZM81 256L83 257V258H81ZM127 256V257H126ZM160 256V257H159ZM26 257H28V258H26ZM53 257V258H52ZM134 257V258H133ZM143 257V258H142ZM201 257H202V255H201ZM211 257H213V253H212V255H211ZM27 260H25V259ZM35 258V259H34ZM37 258H40V260H41V258L42 259H45V261H40V260H38L37 261ZM85 258H88V259H85ZM113 258V259H112ZM123 258V259H122ZM151 258L153 259L152 261H151ZM158 258V259H157ZM163 258V259H162ZM20 259V260H19ZM23 261H22V260ZM124 259H126V260H124ZM13 260V261H12ZM147 260H149V261H147ZM178 260V259H177ZM185 260H186V262H185ZM203 260V259H202ZM141 261H140V263H141ZM153 261H155V262H153ZM172 261H173V263H172ZM179 261H181V260H179ZM261 260H258V262H255V263H258V264H261V262H260ZM41 262V263H40ZM175 262V263H174ZM211 262V261H210ZM206 263H208V261L206 262ZM137 264H139V263H137ZM142 264V263H141ZM209 264V263H208ZM211 264V263H210Z\"/></svg>", "mask_w": 264, "mask_h": 264}, {"label": "flooded vegetation", "instance_id": "obj_3", "mask_svg": "<svg viewBox=\"0 0 264 264\" xmlns=\"http://www.w3.org/2000/svg\"><path fill=\"white\" fill-rule=\"evenodd\" d=\"M140 196V197H139ZM133 197L137 200V201H144L145 200V197H144V195L142 194V192H140V191H135L134 193H133ZM134 233H131V236L132 237H134ZM168 241V239L167 238H165V237H162L161 238V242L163 243H166ZM168 243V242H167ZM197 246L200 248V249H202V248H205L206 247V242L205 241H203V240H199L198 242H197Z\"/></svg>", "mask_w": 264, "mask_h": 264}]
</instances>
